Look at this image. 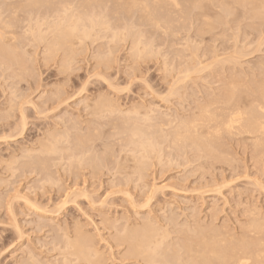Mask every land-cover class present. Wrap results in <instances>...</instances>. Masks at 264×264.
Masks as SVG:
<instances>
[{
	"label": "rangeland",
	"instance_id": "374dc122",
	"mask_svg": "<svg viewBox=\"0 0 264 264\" xmlns=\"http://www.w3.org/2000/svg\"><path fill=\"white\" fill-rule=\"evenodd\" d=\"M13 1L14 2H12L10 0H8V1L7 0H5V1L4 0H0V3H1V6L3 5L4 8H7L9 10V8L5 7V6H10V4L13 5V3H14V5H17L18 3L22 2L21 0H20V2H19V0H13ZM80 1L82 3V0H80ZM106 1H108V3L105 2V0H104L105 6H106V3H107V5L109 4L108 5L109 7H112L113 4H114V7H115L116 4L114 2L109 3V0H106ZM16 2H17V4H15ZM77 2H79V1L77 0ZM77 2L75 1V3H77ZM259 2H261V3H259ZM72 3H73L72 5L75 8L73 7L71 9H74V11H80L81 9L83 10V8H79V7H82V6H79L78 3H77V6H79L78 7L79 10H75V9H77L76 8L77 6H75L74 2H72ZM81 3H80V5H82ZM263 4H264V0L257 1L256 5H258V7L259 6H261V7H259V8L257 7L256 9H254V6H251V8H250V5H249L248 8H243V7H240V6H234L236 10L233 9L234 11L229 13V15L225 14L226 12L221 13L222 12L221 10H223L221 8L216 7V8L212 9V7H214V6H210L209 8H211V9L208 8L206 10V12L204 11L206 13V14L204 13L205 17L207 18L205 20V17H204V20L206 22L203 19H199L198 16H197V18H198L199 22H201V24L198 23V21L196 20V17H195V14L197 13L196 11L195 12L193 11L194 14L193 15L191 14L192 16L189 17V20L187 19L188 22H187V20H186V22H184V20H183L184 18L182 19V17H180V14L182 13V11L180 13V11H178L179 10L178 9L177 10L178 13L175 11V12H172L170 14V15H172V17L174 16V18L176 20L175 21V20L170 19V21H173V23H172L173 26L169 22V24L171 25L170 28H172L171 30H169L170 28L168 26H163V25H161L162 26L161 28H158L159 30H157L156 29L157 27L155 25H152V24L149 25V24H147L148 23L147 21L145 22L146 23L145 25H141V23L143 22L142 21L143 19H138L141 22L135 21V20H137L138 16H139L138 18H143L145 16L146 12L142 11L144 15L140 16V15H142V12L140 13V11H138L139 9H137V8L136 9H137L138 12H136V9H135V11L133 9V10H131V13L129 15L128 13H124L123 11H120V10H124V9H121L119 7H118L119 9H115L116 7L115 8L112 7L111 9L114 8L113 9L114 11L112 10V13H115V14L112 15L111 20H108V22L114 21L113 18H115V17H113V16H115L117 14L116 13L117 11L115 12V10H119L118 13L119 12H123L124 13V14L122 13L123 14V18H125L126 14L128 16H126L127 17L126 18L127 20H126V19L120 18L121 16L119 14H117V16L119 15L120 17L118 16L116 18L117 19L120 18L121 20H117V22H119V23H116V22L115 23H116L117 26H119L118 24L121 23L120 24L121 27L119 26L120 28L117 29V27L115 28V27L112 26L116 30H114V29H112V27H110L111 29H109V30L107 29L108 31L112 30V31H110L111 33L114 32V31L115 32L118 31V33H116V34L119 35V30L127 29V28H123L124 24L126 25V23H130L131 28L133 30V28L136 27V26H133V24H132V20L134 19L133 22H137V23L139 22L138 31L137 32L140 33L139 30L141 29V32H144L142 34L144 35L143 37L145 38V41L147 40V38L151 40V41H148L151 44L147 43V41H146V43L151 45V48H152V50L155 53H157V51L160 49L158 51V53L160 55L161 54L163 55V56H160L159 54H155V56H153V52H152V50L149 47V50H151L150 52L152 53V57L157 58V59L155 60L154 58H152V59H147V61H144V62H147L148 64L144 63L143 61H141V60H145L146 58L145 59L141 58V60L139 58H138L139 60L135 59L137 62H140V63H138V65L140 67L137 66V64L135 62H132V61H134L133 57L127 56L128 54H132V53H130L131 51H129V48H131L133 43H135V42H131L132 38L128 37V39H127L126 36H125L126 40H124L121 37L118 38L119 41L123 40V42L125 44H123L121 42H118V39H116V43H115L114 42L115 38H114L113 41L111 39V42L113 43L114 46H112V44H110V46H108V44L111 43L109 38H112L113 34L111 35V33L106 32L107 30L105 28L104 29L106 31L105 30L104 31L106 33L103 32V31H102V33H100L99 31H101L103 29H102V27H99V26H97V28H98L97 31L99 33H95V34H98V35L101 34L104 37L101 38L102 36L100 35L101 37L98 36V38H97L96 35L93 33L94 31L95 32H97V31L94 30L92 33L94 34V36L97 39L94 40L95 37L92 35V38L94 37L93 40H92L93 43H92V41L90 42L89 40L85 39L84 40V41H86V43L84 44V45H86L85 47L84 46H80L79 44L78 45L76 44L77 46H79L78 48H77V46H75L76 49H77L76 50L77 53H78L79 50L82 51V48L84 49L85 52L83 51L84 55L82 54L83 56L80 55V57L78 55L81 54V52H79L78 54L75 53L76 55L72 54L73 56L75 55V57H73L71 55L73 57V61L72 60H70V61H71V63L73 62L72 64H74V65L71 64L72 67H71L70 72L67 70V69H70V65H69L70 62H68L69 64H67L68 65L67 69L63 67L67 71H64V69H63L64 72H62V70L58 71V69L61 67L60 63H63V61H62L63 59L62 60L60 59V58L64 57L63 53L60 52L57 55L58 57H56V59H52L54 64H52V62H50L51 59H49L47 61L49 63L46 66V64H44V63L46 62L47 59L46 60H42L43 56L41 55L42 56L41 57L40 54H38L39 51L36 52L37 54L33 53V50H35V49L33 47H31L30 49L33 48V50L31 51L25 45H22L23 49L25 51L27 50V52H29V54L31 52L33 54H36L39 57V59L41 58L40 60L42 61L41 62L40 60H38L37 57H35V58H37V61L35 59V64H37V66L35 64H33V65H31L32 66L31 67L29 65L32 64V61L28 60L29 65L28 64L27 65L29 66L28 67L29 70L37 69L39 67L37 70H33V71L31 70V72L32 73L34 72V74L27 73L28 76L26 78L25 77L26 73L25 74L18 73L20 71L18 70L19 67L16 70V65H15V67L13 66L15 69L12 67L13 69L11 68L12 70H10V68H9V70H8L9 72H8L7 69H6V67H8V66H6V63H5V66H6L5 68H4V64L0 63L3 66V68L6 69V70H4L3 68L1 69V67H0V81H2V78H5V76L6 77L7 76L10 77L9 75L11 74V80L10 81H9L10 78L9 79L5 78L6 80L3 79V81L0 83V87H2V88L5 87L4 89H0V91H1L0 92V94H1L0 95L1 96L0 97L1 98V100H0V107H1L0 108V111H1V113H0V115H1L0 116V122H1L0 123V125H1L0 126V139H1L0 140V150H2V152L0 151V161H1V163H0V165H1L0 166V179L2 177V179L4 181L6 180L5 182L2 179H1V181H3V182L0 181L1 182L0 183V186H1L0 187V201H1L0 202V264H15V263L16 264H19V263L21 264V262L22 263L24 262L26 264L29 261L26 262L24 260L27 259L28 256L29 257H30V255L32 256V254L29 255V253H33L32 258L35 259V260L33 259V264L36 262V260H37V262H36L37 264L38 263H40V264H50V263H52V264L53 263L54 264H59V263L60 264H65L64 262H67L68 260H69L68 261L69 263H66V264H71V263L73 264V263H75V261H77L78 264H83V262L78 261L76 259V257L73 258L74 256L71 257L70 255H67V254L64 255V253L67 252V248L64 247V249H63V244H64V246H66V242L63 243V244L61 243V242H64L65 239H67L65 237V235H64V232L62 230L67 231L66 233H68L69 230H70L69 233H71V234H67V235L68 236L70 235L69 237H71V239H72V237H74L73 235H75V233L73 231L74 230L76 231V229H74V226L76 224H77V226L81 225L82 223L83 224L81 226H83V227H81V228L79 227V228L80 229L84 228V229H82L84 233L87 232L88 234H90L92 232L91 235H93V236L88 235L86 233L85 234L88 235V236H91V237H95L96 240L95 239L94 240L96 241V243L100 240L98 242L99 244L97 243V245L99 246V248H101V250L104 249L102 251L105 252V251L108 250L109 254H108V252H105V254H107L106 255L107 258H109L111 256L109 258V262H108L109 264H134L135 263V261H134L135 258H131V257L126 256V254L128 255V252H125V251H128V250H125V248L128 247L126 244H124V246L121 244L119 246V249H118L117 243L119 244L118 241L120 239L119 240H117V239L119 237H122L120 235L123 234L122 232L125 229L124 225L125 226L127 225V227H126L127 229H129V227H131V228L133 227V229H134V227L140 228L141 226H145V225L153 222L152 225L155 226V227H158L160 229V231L162 232L161 234H165L166 233V234L169 235V237L167 239V244H170V245H173V244L175 245L178 242H184V241H185V243H186V241L188 243V242H190V240L191 241L195 240L198 237V235H200V234H202V235L199 236V237L206 236L208 239L214 238V240L219 241V243L220 242L221 243L229 242V239H230V241H233L234 243H235V241H237L236 243L247 244V243H243V241L247 242V240L251 239L253 242H251V241H249V242L252 243L253 246H251L250 249H253V250L255 248L254 244H258L259 243V242L254 243L255 241H260V242L264 241V238H263L264 237V230H262V229H264L263 228L264 227V188H263L264 187V147H256L254 142H253V140L250 139L249 135L246 136L244 134V136H243L242 134L241 135L237 134V136H236L235 133H233L231 135L228 132L224 131V129L223 130L221 129V131L219 130L218 133H213V134H215L214 136H213V134L211 135V136H213L211 138H213L214 141L216 142V143L214 142L212 144L214 146V147L212 146L213 148L212 147H205L203 149H201V148L197 149V147L195 146V144L193 142H191V140L182 141L181 143L180 142H178V143L174 142L175 141V133H176L175 131L178 130L177 129L178 127H177L176 124H179V122H181V121H191L194 118H198L200 115L203 114L205 109L207 110V108H208V110L211 109L209 112H218L219 111V112L223 113V112H227L228 110H232V108H234V107L237 108L238 106L240 108L244 107L245 109H243V110H246V109L250 108L252 105L254 106L253 103H254V100H255V98H254L255 95H256L255 93H258L256 91V89L258 87L257 83L260 82V81H261L260 83H262V80H263L262 77H264V72L262 71V70H264V68L262 69V67H261V65L264 64V63H262V61L264 62V15H263L264 13L262 12L264 10L263 9L264 8ZM98 6L99 5H97V6L94 5V10H93V7H92V11L95 12V9H97L95 7H98ZM101 6L103 8L102 9H98L96 11L99 12V10H101L102 14L106 13V12H104L106 10V9H104V5H100V7ZM150 6H152V3H150ZM2 7H0V8L2 9ZM100 7H98V8H100ZM239 7L242 9V11H240L241 9L239 10ZM47 8H49V7H47ZM47 8L45 7V10H42L43 8L41 9L42 11H45L44 12L45 15L40 10H38V12L36 10H34V11L38 15H39L40 12H42L43 13V17H44V16H46V13L49 14V13L52 12L51 10L49 11L50 8L49 9H47ZM105 8H108V7H105ZM151 8H153V7H151ZM154 8H155V6H154ZM217 8L221 9V10H219V11L217 10L216 11ZM46 9H47V12H46ZM71 9L68 10V14H70V15H71V13H70ZM2 10L4 11V9H2ZM255 10H257V11H255ZM86 11H84L82 13H85ZM89 11H91L90 8H89ZM92 11L89 12V15H92V17L93 16L96 17L94 15V13H92ZM125 11H127V10L125 9ZM132 11H134L133 13H135V14H132ZM159 11H157V14H155L156 16H154V17L158 18L157 15L160 13ZM6 12L8 13L7 10L5 11V13ZM9 12H11V10H9ZM23 12H26V11H23ZM23 12H20L22 14V17L19 15L20 16L19 20L21 18L23 19L24 17L27 16L26 13H25V16H24ZM30 12L31 13H29V11L27 12L28 16L30 14L31 15L33 14L32 10ZM35 12H34L33 16H29L30 19H31V24L32 25L35 22V21L33 22V20H34L33 18L35 17V19H37L36 17L38 16V15L35 14ZM98 12H95V14L97 15ZM161 12H164V11L162 10ZM5 13H4V17H5ZM42 13H40V14L42 15ZM73 13H76V12H73ZM77 13L79 14V12H77ZM90 13H92V14H90ZM108 13L111 14V11L108 12ZM173 13H174V15H173ZM48 14H47V16H48ZM102 14L101 15L99 14V16H102ZM110 14H108V15L111 17ZM207 14H209L210 16L207 15ZM238 14H240V15H238ZM253 14H255V16ZM53 15H54V13H53ZM132 15H133V17H129V16H132ZM163 15H164V13L161 14V17H163ZM214 15H215V18H214ZM219 15H222V16H219ZM236 15H238V16H236ZM243 15H245V16H243ZM260 15H262L263 17L260 16ZM19 16H16L17 18L15 17L14 19H13V16H10V14H8L6 16L7 20L8 19H10V20L13 19L14 20L13 22L17 23V25H16L17 26L16 27L17 30H18V27L20 25H18V22H17L16 19H18ZM47 16H46V18H47ZM51 16H52V14H51ZM104 16H105V14H103L102 17H104ZM217 16H219V17H217ZM29 17L28 18L26 17L27 18L26 20H30ZM110 17H107V14H106V17H104V18H110ZM227 17H229V18L227 19ZM254 17L256 18V20L254 19ZM97 18H99L98 15H97ZM104 18H102V19H104ZM192 18H194V19L192 20ZM200 18H202V17H200ZM218 18H219V20L221 18H223V19H221L219 21ZM241 18H243V19H241ZM247 18H248V20H247ZM261 18H263V19H261ZM47 19H49L48 21L52 20V18L51 19L47 18ZM100 19H101V17H100ZM145 19H146V17H144V21H145ZM209 19H211V20H209ZM26 20L19 21V23H21V22L24 23L25 22V24L27 26L30 23H29V21H26ZM223 20H225V21H223ZM229 20H231V21H229ZM53 21L54 20H52V22ZM124 21H126V22H124ZM210 21H211V23H209ZM221 21H223V22H221ZM227 21H228V23H227ZM52 22L50 21V23H52ZM213 22H217V23H213ZM218 22H221V23H218ZM106 23L107 22H105V19H104V24L106 25ZM113 23L111 22L110 26ZM137 23L134 24V25H137ZM202 23H204V24H202ZM25 24H23V26H25ZM143 24H144V22H143ZM191 24L194 25V26H192ZM195 24H196V26H195ZM214 24H216V25H214ZM219 24H220V26H219ZM107 25H109V24L107 23ZM130 25L127 26V27H130ZM200 25H202L201 28H200ZM203 25L206 26V27H204ZM23 26L20 27V30H22L21 28ZM180 26H185V27H180ZM188 26H191V27H188ZM207 26H209V28ZM221 26H222V28H219ZM124 27H126V26H124ZM165 27H167V28H165ZM176 27H177V29L178 28H180V29L177 30V29H175ZM212 27H213V29H215V31L212 29ZM247 27H250V28H247ZM255 27L257 29H255ZM99 28H101V30H99ZM23 29H24V27H23ZM25 29H24V31H25ZM27 29H28V26H27ZM27 29H26L25 32H27ZM167 29H168V31H167ZM197 29H199V30H197ZM200 29H202L203 33H202V31L200 33ZM219 29H222V30H219ZM258 29H260V30H258ZM20 30L18 31V34H20ZM134 30H133V33L135 35L136 32H134ZM211 30L213 32H211ZM22 31H21V33H24ZM122 31L125 32L123 34L120 33V35L123 36L125 34L127 35L128 32H126V31H130V30L127 29L126 31L125 30H122ZM165 31H167V32H165ZM220 31H222V33ZM166 33H171V34H167L166 35ZM178 33H179V35H178ZM195 33H200L201 35L200 34L197 35ZM26 34H29V33L27 32ZM26 34H24L23 36H26ZM147 34H149L151 37L147 36ZM175 34L177 36H174ZM206 34H209V35H212V36H206ZM29 35H27V36H29ZM107 35L111 36V37H107ZM129 35H132V32ZM139 35H141V33ZM164 35H166V37ZM200 36H203V37H200ZM19 37H20V35L18 36V38ZM138 37L140 39L141 36H138ZM49 38L51 39V35L49 36ZM106 38H108V39H106ZM129 38H131V39H129ZM153 38L156 39V40H152ZM171 38H173V39H171ZM23 39L25 41V40H27V37H26V39H25V37L22 38L21 41H20L21 43L25 44L26 41L22 42ZM29 39H32L28 43L29 46H31L32 44L30 45V43L33 41V38L32 37H30V38L28 37V40ZM101 39H104V40L102 41ZM191 39H193V40H191ZM28 40H27V42H28ZM98 40H99V42H98ZM132 40H136L135 37ZM167 40H169V42H167ZM170 40H172V41H170ZM195 40H198L199 42L195 41ZM145 41L143 39V42H145ZM154 41H155V43H154ZM143 42L141 44V48H143L142 46L147 45V44L144 45ZM186 42H187V44H186ZM189 42L192 44V46H190ZM32 43H34V42H32ZM92 44H94V45H92ZM118 44H120L122 49L120 48V46ZM26 45H27V43H26ZM193 45H196V47L193 46ZM124 46H126V47H124ZM188 46H190L191 48L194 47V48H192L194 50L192 51V49L189 48ZM80 47H81V49H80ZM103 47H104V49H103ZM154 47H156V48H154ZM186 47H188V48L186 49ZM85 48H87V49H85ZM93 48H94V50H93ZM237 48H238V50H237ZM239 48L242 49L240 52H238ZM113 49L116 51L117 54L119 53V55H116L115 51H114V53H112ZM155 49H158V50L155 51ZM104 50H105V54L106 55L105 56L104 55L101 56L100 54H102V53L104 54ZM196 50H198L199 53ZM110 51H111L112 56L110 55ZM121 52H125V53H121ZM178 52H180L181 54H177ZM190 52H192L193 55L190 54ZM193 52L198 53L200 56L197 54V56H195L196 58H194L195 53H193ZM242 52H243V54H241V56L240 55H236V54H240ZM32 53L30 54V56L32 55ZM164 53L167 54V55H165ZM183 53H185V54H183ZM107 54H109L111 57L108 56ZM36 55H33V56H36ZM89 55H91V56H89ZM96 55H97L98 58L96 57ZM114 55H116V58H115ZM183 55H185V56H183ZM33 56H32V58H33ZM93 56H95L97 60ZM204 56H206V57H204ZM231 56H233V57H231ZM76 57H77V59H76ZM103 57H104V59H105V57L106 58L110 57L111 58V63L109 65L107 63H105L106 64L105 65L103 62L101 63V61H98V60H101L100 58H103ZM127 57H131V60H130V58L128 59ZM160 57H163L164 59H160ZM183 57H185V58H183ZM197 57L199 58V61H198ZM216 57L219 58L220 61L216 60L217 59ZM229 57H231V59ZM234 57L239 58L240 60H238V59H236ZM27 58L30 59L31 57H26V59ZM148 58H151V57H148ZM167 58H168V60H166ZM70 59H72V58H70ZM109 59H108V61H109ZM118 59H119V61H118ZM123 59H125V60H123ZM195 59H197V60H195ZM224 59H227V60L230 59V61H227V60H224ZM232 59L234 61H232ZM33 60H34V58H33ZM76 60H77L78 63L76 62ZM114 60L115 61L117 60V62H115ZM162 60H166V61H162ZM184 60H186V61H184ZM205 60H207V61H205ZM38 61H40L41 63L38 62ZM43 61H45V62H43ZM54 61L57 62L58 64L55 63ZM59 61H62V62L59 63ZM95 61H97L96 62L97 64L95 63ZM171 61H174L175 63L171 62ZM187 61H191V62H187ZM193 61L195 63H192ZM214 61H218L217 62L218 64H215L216 62H214ZM235 61H239V62L235 63ZM98 62H100V63L98 64ZM164 62H166L165 63L166 65L167 64L169 65V66H167V68L165 66H163ZM260 62H261V65L257 68V66L260 64ZM131 63H134V64H131ZM183 63H185V64H183ZM196 63L199 64V65H197ZM112 64H113V66H112ZM135 64H136V66H135ZM142 64H144V65H142ZM193 64L197 65V66H194ZM254 64H256V65H254ZM59 65H60V67H59ZM107 65L110 66V67L108 68ZM171 65L174 66V67H172ZM187 65L188 66L191 65V67L186 68ZM204 65L209 66L210 68L206 69L205 68L206 66H204ZM34 66H35V68H33ZM44 66H46V67H44ZM132 66H133V69L135 67L136 68L138 67V68L137 69L135 68L131 72ZM201 66H203L204 68H200ZM40 67H42V68H40ZM52 67H54V68H52ZM101 67H104V68H101ZM164 67H165V69H164L165 71L162 70ZM254 67L257 68L258 71ZM190 68H192V69H190ZM102 69H104V71ZM108 69L110 71H108ZM166 69H167V73L168 72H172V74L169 75V76H168V74H170V73L165 74L166 76H168V78H166V76H164V73H166ZM172 69H175V72L172 71ZM181 69L183 71L190 69L189 76L188 77H183L185 79H182V77H181V74L185 75V72H183ZM202 69H204V70H202ZM2 70H4V71H2ZM106 70H107V72H106ZM254 70H256V71H254ZM6 71H7V73H6ZM14 71H18L17 72L18 75L16 74L17 77L19 76V74H21L22 76L25 75L24 76L25 79H23L25 83H22L23 82V80H22L23 77L19 79V81L22 80V81H20L22 84L20 82L16 83L17 81H12L14 79V77H15ZM36 71H38V72L36 73ZM40 71L42 72L41 76L43 75L42 76L43 79L40 78L41 77L40 76ZM133 71H135V73ZM162 71H163V73H162ZM71 72H73V73H71ZM101 72H103L102 75H101ZM140 73H142L141 76H140ZM178 73L179 74L181 73V74L177 75ZM194 73H197V74L201 73V74L196 75ZM12 74L14 75L13 78H12ZM44 74H46V75H44ZM69 74H70V76H69ZM133 74H135V75H133ZM251 74H253V75H251ZM255 74H257V75H255ZM2 75H4V77H1ZM29 75H31V76H29ZM97 75H100L99 76L100 78H101V76H103V78H105V79H102L103 80L102 81ZM190 75H192V76H190ZM172 76L175 77V78H173ZM255 76H257L258 78L255 77ZM31 77H32V80H31ZM106 77H109V78H106ZM135 77H138V78H135ZM241 77H242V79H239ZM176 78L179 81L178 83H177L176 80H173V79H176ZM16 79L17 78L15 77V80ZM39 79H41V80H39ZM107 79L110 80L109 82H111L110 83L111 87H109L110 84H108L106 82V81H108ZM144 79L147 80V83H146V81ZM189 79H191V80H189ZM233 79L235 81H237V82H235ZM33 80H34V82H33ZM165 80H167V82ZM180 80H183V81H180ZM185 80H187V82H184ZM4 81H6L5 85H4ZM11 82H13V83H11ZM173 82H176V84H174ZM224 82L227 83V84H225ZM145 83L150 85L151 87L148 86V85H145ZM170 83L173 84V86H176V87H171ZM179 83H181V84L186 83V84H184L185 87H184V85H179ZM245 83H247V84H245ZM6 84L7 85L9 84L8 85L9 87ZM40 84H42V85H40ZM52 84L54 86H52ZM58 84H59V86H58ZM65 84H67V86ZM166 84H168L171 89ZM222 84H224V85H222ZM233 84H236V85H233ZM10 85H12L13 88H12V86L10 87ZM30 85H32V87ZM36 85L38 87H36ZM48 86L49 87L51 86L50 87L51 89ZM55 86H57V87H55ZM62 86H63L64 89H61ZM244 86L247 87V90H245L246 88H242ZM113 87H115L114 90H113ZM19 88H20V91H19ZM110 88H111V91H110ZM167 88H169V89H167ZM221 88H224L225 90L221 89ZM234 88H236V89H234ZM10 89L13 90V91L15 90L14 91L15 94L17 93V96L15 95V97H17L16 98L17 99L16 102L22 104V103H24L26 101L24 104H22V106L19 107V105H20L19 104L18 107H16L18 109L19 108L22 109V107H23L22 114L24 115V117L27 115L25 117L26 119L28 118L27 121L24 120L25 121L24 128L26 129L25 133H23L24 130L23 131L21 130L22 132L20 131V129H22V125L21 124L23 123V121H20V120H22V117H21L22 114L20 113L21 112L20 109L13 112L15 115L17 114L16 116L14 115L15 119L12 117L13 113L11 114V116H7L8 114H7V112H5V110L8 109L7 107H9L8 110H10V102L9 101H11L12 103L13 102L16 103L14 101L16 99H15V97H13L14 92L11 93L12 91ZM57 89H58L59 93L57 92ZM65 89H66V91H69V92H66ZM115 89H116L117 92H115ZM164 89H167V90H164ZM238 89H240V91H238ZM248 89H251V90H248ZM21 90H23V91H21ZM169 90L170 91L173 90L170 93L171 95L169 94V92H170ZM219 90L220 91L224 90V91L223 92H219ZM226 90H228V91H226ZM254 90H255V93H254ZM6 91H7L8 94L6 93ZM167 91H169V92L166 93ZM29 92L31 94H29ZM53 92H55V93H53ZM108 92H110V93H108ZM145 92H146V94H145ZM21 93H23V96H22ZM41 93H42V95H39ZM43 93H44V95H43ZM101 93L102 94L104 93V96ZM107 93H108V95H107ZM115 93H118V94H115ZM245 93H247V95ZM10 94H11V98L9 99V97H7V96H9ZM105 94L108 96V101L110 102V100H112L111 101L112 103L115 101L116 97H119L115 101L116 105L118 103L121 106V108L124 107V108H122V109H124L123 112L126 110L123 115L121 114V116H119L120 117L119 119L123 120V118H124L123 116L124 115H126V116L127 115H133L134 121L138 122V121H136L137 117L135 116L133 111H135V109H137L138 106H140L143 109H141L139 107L140 109H137V110H140L139 111L140 113H138L137 111L135 113H138L139 115L141 114V116L143 117L148 112L147 115L151 116L150 117L151 118L150 122H147L145 120V121H140V124L138 123V125H140L142 128L143 127L145 128V130H143V129L142 130L146 132L147 127L148 126L151 127V124L154 127V123H159V124H155L156 125L155 128H157V127L160 128L161 127L160 131L157 130V132H156V133H159V134L151 133V134L157 136V137H155V136H153V137H155V138L160 140L159 143H157L158 146H160V147L158 148L159 150L157 149V153L154 154L152 156L153 158H151L150 161H148V162L151 163L153 161V163H157L158 160L155 161V159H157V158L159 159V157H160V161H158L157 166H156V164H153V163L150 164V165H153V166H150L149 163H148L147 166H150V167L146 166L144 168V170L147 171V172L143 171L144 173H146V174L142 175L144 179L141 176H138L140 174H137L136 170H130V169H135L134 168L135 165L132 164V162H133L132 158L130 159L131 156L129 154H127V152L128 153H133L132 152L133 149H131V151H128V150H130L129 149V145H128V147H124V144H126L128 142H131V141L126 142V140H124L126 137H128L130 139V136H128L129 133H127L126 134L127 136L125 135L126 136L125 137V136H123L124 135L123 133H122L121 136H118L119 134H121V132H119V134H118V131L117 132L113 131L115 129V128L113 129V127H115V124L120 127V125H123L122 123L124 121H126V120L128 121V119H130V117L129 118L125 117V118H128V119H125L122 123H120L119 119L116 118V117H118L117 115L116 116H112L113 114L112 115L111 114L108 115L109 113L107 114V112H106L105 117L106 118L109 117L108 120H107L106 118L105 119L103 118L104 117V114H103L104 112L103 113L101 112L102 113L101 116H99L100 113L99 114L98 113L95 114L97 111L95 110V107H93V106H95L96 101L100 100L101 98L104 97L103 99H107V96H105ZM172 94H174V95H172ZM234 94L235 95L237 94L236 95V99H235V95ZM20 95H21V98L23 97V99H20ZM24 95L27 96V97H25ZM63 95L64 96L66 95L65 98H62V97H64ZM70 95H71V97H70ZM165 95H166V97H164ZM175 95H178V96H175ZM218 95H220V96H218ZM221 95H223L225 97H223ZM242 95H243V97H242ZM154 96H156V97H154ZM211 96H213V97H211ZM246 96H248V97H246ZM39 97H42V98H39ZM89 97H91L92 100H91V98L89 99ZM110 97H112V98H110ZM139 97H141L143 99H141ZM214 97H217V99L214 98ZM57 98H59V99H57ZM60 98L62 100H60ZM154 98H156V99H154ZM161 98H163L164 100L161 99ZM221 98H223V100ZM256 98H257V96H256ZM18 99H20V100L18 101ZM40 99H42V100H40ZM63 99H65V101ZM85 99H86V102L88 101L87 104H89V101H90L89 105L86 104ZM103 99H101V100H103ZM165 99L168 100V101H166ZM232 99H234V101ZM246 99H247V101H246ZM23 100H25V101H23ZM36 100L38 102H36ZM118 100H120V101L118 102ZM128 100H129V102H128ZM137 100H138V102H137ZM42 101H43V103H42ZM60 101H63V102H60ZM140 101H141V103H140ZM144 101H146V102H144ZM149 101H151L150 103H153L155 105H152V104L150 105ZM206 101H207V103H206ZM220 101L223 104H221ZM223 101H225V102H223ZM238 101H240V102H238ZM246 102L248 104H251V103L252 104L248 106V104ZM7 103H8L9 106L7 105ZM18 103H16V105ZM26 103H28V105H26ZM29 103H31L32 105L29 104ZM63 103H65V104H63ZM142 103H143V106L141 105ZM199 103H201L200 104L201 106L199 105ZM211 103H213V104H211ZM85 104H86V106H85ZM132 104H134L136 106H134ZM215 104H216V106H214ZM198 105H199V107H198ZM36 106H38V107H36ZM126 106H128V107H126ZM92 107L94 109H92ZM144 107L148 108V110L144 109ZM228 107H231V108L228 109ZM246 107H248V108H246ZM8 110H6V111H8ZM128 110L131 111L133 114H130ZM53 111L55 112V114H54ZM143 112L144 113L146 112V113L143 114ZM151 112H153V113H151ZM46 113H48V114H46ZM49 113H51V114H49ZM64 113H65V115H64ZM67 113L69 114L70 117L68 116ZM159 113H161V114H159ZM167 113H170V114L168 115ZM34 114H35V116H34ZM40 114H42L43 116L40 115ZM88 114H90V115H88ZM138 114H136V115L138 116ZM157 114L161 118H159V116ZM9 115H10V113H9ZM44 115H46V116H44ZM94 115H96V116H94ZM97 115L99 116L98 119H96ZM106 115H108V116H106ZM118 115H120V114H118ZM163 115H165V116H163ZM224 115H226V114L224 113ZM91 116H92V118H91ZM141 116H138L137 120H139V117H141ZM2 117H3L4 120L2 119ZM79 117H81V119ZM121 117H123V118H121ZM168 117H170V118H168ZM37 118H38V120H37ZM70 118L73 119L74 121L73 120H69ZM133 118L131 116V119H130L131 122L133 121L132 120ZM143 118H141V120H143ZM62 119H64V120H62ZM162 119L165 122H163ZM7 120L10 121V123L9 122L7 123ZM57 120L60 121V123L59 122L57 123ZM75 120H76V122H75ZM113 120H115V121H113ZM172 120H174V121H172ZM71 121H72V123H71ZM116 121H118V122L116 123ZM52 122H54V123H52ZM62 122H64V123H62ZM96 122H97V124H96ZM108 122H110V123H108ZM18 123H19V125H18ZM26 123H27V125H26ZM74 123H76V125ZM118 123H120V125ZM125 123H127L126 125H128V124L130 125V123H128V122H125ZM146 123H148V124H146ZM58 124H59V126L57 127ZM72 124H74V125H72ZM99 124H100V126H99ZM145 124L147 125V127H146ZM40 125H42L43 127L40 126ZM163 125H164V127H167V128H164ZM13 126H15V127H13ZM16 126H17V128H16ZM48 126H50V127H48ZM65 126H66V128H69L70 130H72V131H70L68 129V133H72L74 135H75V133H77L74 137L78 138V135L80 137L81 134H82V136H84V134H86V133L89 134L91 137L89 136L90 137L89 138L88 135H87V137L92 142L90 141L91 143H89L88 142L89 140L86 141L85 139L82 138L83 141L84 140L86 141V142L84 141V143H87V144L89 143L90 144V145L86 144V147H87L86 148L84 146L85 144L83 143L84 148L87 149V150H90V151L92 150L93 153L97 151L96 155H100V156H101L100 152H102V156L101 157H103V158H102V165L101 166H103V163H106V165L104 164L105 166H103L102 168L100 167L99 170H97L98 168H94V170L90 169V167H88L90 165H88V164H86V165H88L87 166L88 168L85 167L84 165H83L84 168L83 167L81 168V166L80 167L78 166L79 168L83 169L82 171H81V169H77L78 167L75 165L73 167H75V169H77L79 171H76V172H73V173H77L78 175L76 174L77 175L76 176L74 174V176H72L73 173L70 174V172H72V171H69V173H68V171H65L67 174L66 173L64 174L65 166H68L69 164L65 165V163H67V162H65L64 161L65 159H64L63 160L64 163L61 165L60 162H62V161H60V159L62 160V158L59 159L60 156L62 157L61 153H59V154H61L59 157L58 156L55 157V154H54V156H52V155L50 156L49 155L51 158L52 157L54 158V160L53 159H51V160H53V162H56V163H54L55 164L54 165L53 162H52L51 164H52L53 167L50 166V168L48 167L49 169H46V170L47 171L49 170L50 173H53L52 175H54V174L55 175H54V178H52L51 175L49 176L50 177L49 179L52 178L53 181L52 180H46L47 178L44 179V175H45V173H47V171L44 172V173H40V171H37L36 169L38 168V166L41 168V165L38 164L37 167H36V166H34V164L33 165L30 164L31 160H32L31 163H33L35 155L37 156L38 154H40V150L38 151L39 153L38 152L34 153L33 151H35V150L37 151L38 148L40 149V145H39L40 144V140L41 139L42 140L47 139L45 137H47L48 134L52 130H54L53 133L49 134L51 136V138H52V135H54V133L56 132V130H59V131L63 130L62 133L63 134L66 133L67 134V131L64 132V130L66 129ZM63 127L65 129H63ZM96 127H97V129H95ZM101 127H103V128H101ZM130 127L126 126V127H124V130L128 129ZM210 127L211 128L206 127L207 129L204 128V130L200 129V132H202L201 135L204 136L208 130H212V132H213V129L215 128V124H211ZM18 128H19V130H18ZM73 128L74 129L76 128V129L73 130ZM13 129H15L17 133H15V130H13ZM77 129H79V130H77ZM119 129H121V128H119ZM119 129H117V126H116L115 130H119ZM9 130H11L13 133L11 131H9ZM39 130H40V132H39ZM100 130H102V131H100ZM121 130H123V129H121ZM173 130H175V131H173ZM41 131H43V132H41ZM59 131H57V135H56L57 138H59L58 135H60V137H61V131L60 132ZM95 131H98V133L95 132ZM150 131L154 132L152 127H151ZM161 131H163V132L161 133ZM222 131H223V133L221 134ZM10 132H11V135H10ZM20 132H21V134H20ZM58 132L60 134H58ZM114 132H115V136H116V133L118 134L116 136L117 138H115ZM125 132H128V131L125 130ZM6 133H8L9 136ZM45 133H47V136H45L46 135ZM90 133H92V135ZM103 133H104V135H103ZM163 133H165V134L168 133V136L163 134ZM203 133H205V134H203ZM3 134L6 135V138L4 137ZM13 134H15V135H13ZM161 134H162V139L160 138ZM69 135L71 136V134H69ZM1 136H3V137H1ZM11 136L12 137L14 136V137L11 138ZM38 136L40 138L41 137L42 138L39 140ZM43 136H45V137H43ZM50 136H49V138H50ZM102 136H103V138H102ZM122 136L124 137V139L121 138ZM164 136H167V137H164ZM234 136H236V137H234ZM9 137H10V139H8ZM15 137H16V140H15ZM71 137L69 139L72 140V141L68 140L69 143H72V142L74 144L78 143V140L80 138L77 140V138L73 139V137H72V139H71ZM84 137H86V136H84ZM87 137H86V139H87ZM92 137L95 138V139H93ZM99 137H101L102 139L99 138ZM163 137H164V139H163ZM246 137L249 138V139L247 140ZM4 138L7 140L8 143H6V140ZM35 138H36V140H35ZM166 138H167V140H166ZM96 139H98V140H96ZM116 139H118V140H116ZM120 139H123L125 141V143H124L123 140L121 142ZM157 139H156V141L158 142ZM64 140L65 139H62L61 143L63 142V144H65L66 140L65 141ZM73 140L74 141L76 140V142H74ZM93 140H94V142H93ZM15 141H17L18 143L15 142ZM36 141L39 142V143H37ZM101 141H102V143H101ZM223 141H225V142H223ZM42 142H45V141H41V143ZM104 142H105V144H104ZM110 142H112V143H110ZM116 142H118V143H116ZM119 142H121V143H119ZM10 143H11V145H10ZM19 143H21V144H19ZM69 143H68V146H65L66 148L67 147L70 148L69 147ZM96 144H97V148H96ZM100 144L104 145V146H101ZM33 145H35V146L39 145V146L38 147H35V146L33 147ZM59 145L61 146L62 144H59ZM106 145L108 147H106ZM62 146H64V145H62ZM88 146L90 148L92 146L93 149H88L89 148ZM121 146H123V148ZM221 146H223V147H221ZM227 146L229 147V149L227 148ZM29 147H30V149L28 150ZM65 147H62V148H65ZM130 147H131V145H130ZM219 147H221V148H219ZM34 148H35V150H34ZM71 148H72V145H71ZM108 148H109L110 151L106 152V150L108 151ZM125 148H127V149H125ZM13 149H15V150H13ZM224 149H226V150H224ZM25 150L26 151H30V150L32 151V152L31 151L30 152L32 153V155L34 154L33 155L34 156L33 159H32V157L28 158V156L26 158L27 160L25 158H24V160L20 158L22 156H19V155H23L26 152ZM163 150H165V151H163ZM15 151H18L19 153H16ZM103 151H104L105 155L107 153L109 154L110 152L112 153V151H114L115 154L113 152L112 156H110V157H112V159H113V155H115V157L117 156L116 157L117 159H115V157H114L113 160L110 158L112 161L110 159L108 160L106 157H104ZM118 151L121 154H122V152L123 153L125 152V154L121 155L120 153H118ZM30 152H29V154H31ZM224 152H226L228 154H225ZM257 152H260V153H257ZM14 153H16V154H14ZM111 153H110V155H111ZM161 153H162L163 157H162ZM210 153H211V155H210ZM25 154L28 155L27 152ZM25 154L23 155V157H26ZM59 154H57V155H59ZM195 154H197V155H195ZM125 155H128L129 159L131 160V163L129 164L128 163L129 160L125 159L126 163L129 164L130 168L127 166L128 164L124 163V159L123 158L127 157ZM11 156L17 158V160H16V158L14 159V161H16L15 162L16 164L14 163L15 165H12V166L9 165L8 166L9 160H12V161H10L11 163L13 162V157H11ZM38 156L42 157L41 159L44 160L45 155L43 156V154L42 155L40 154ZM164 156H166V157H164ZM170 156H173V157H170ZM8 157H10L12 159H8ZM65 157H66V155H65ZM119 157L121 159H119ZM167 157H169L171 159H169ZM221 157H223V158H221ZM224 157H227V158H224ZM18 158H20V159L18 160ZM36 158L34 160L35 162L37 161L36 163H40L42 161V160H39V161L37 160L39 157L37 159ZM46 159H47V163L49 165H51L48 162L49 161L48 155H46ZM46 159L44 161H46ZM55 159H57L58 161L55 160ZM152 159H154V160H152ZM20 160H22L23 162L20 161ZM107 160L109 161V164H108L109 166L107 165V163H108V162H106ZM163 160H164V162H163ZM217 160H219V161H217ZM224 160H226V161H224ZM227 160H229V162ZM25 161L27 162V164L29 162V165L36 167V169H34L36 172L34 170H31V169H30V172H29L28 168H31V167H26V169H24L25 165L24 166L20 165V163L21 164H25L26 163ZM119 161H120V164L124 163V165H126L128 167V168L127 167L126 168L129 171L125 172V171H121V169H119V171H118L117 168H120V166L117 165ZM2 162H5L6 164L2 165V164H4ZM17 163H18L19 166L17 165ZM56 164H58V165H56ZM159 164H162L164 166V168L161 165H159ZM171 164H174V165H171ZM16 165H17V167H16ZM6 166H7V168L10 167V168H8V170L9 171L11 170V172L7 173L8 170H7ZM20 166H23L24 168L23 167H22V169L18 168ZM56 166L58 167V170L56 169L57 168ZM116 166H118V167L116 168ZM11 167L14 168V169H12ZM63 167H64V169H63ZM110 167H111V169H110ZM43 168H41V169L43 170ZM59 168H61L62 170L61 169L59 170ZM67 168H68V170H70L69 168H71V167L68 166ZM150 168H151V170H150ZM4 169H6V172H5ZM16 169H18V171ZM51 169H53L54 171L51 170ZM75 169L72 168L71 170L75 171ZM148 169H149V171H148ZM102 170H104V172ZM111 170H113L112 171L113 173L111 172ZM115 170H116V174H115ZM14 171L18 172V174L17 173L13 174L12 172H14ZM23 171H25V172H23ZM56 171H57V173H59L58 175H61L63 177L62 178H60L61 176L58 177V175H56L57 173H55ZM92 171L94 173L97 171L95 173L96 176H94V173ZM80 172H81V174H80ZM82 172H83V174H82ZM100 172H101V174H100ZM130 172L131 173L135 172V174L132 175ZM50 173H47V174L49 175ZM98 173H99V175H98ZM3 174H4V176H1ZM38 174H40V175H38ZM92 174H93V177H92ZM118 174H120V175H118ZM129 174L131 176L130 178L127 176ZM14 175H16L17 177L14 176ZM69 175H71V176H69ZM81 175H82V177H81ZM136 175H137V177L139 179H136ZM9 176L12 177L11 178L12 180L9 178ZM41 176L43 178H41ZM79 176L81 177L82 182H80L81 180H80ZM89 176H91L92 178L91 177L89 178ZM121 176H124V177H121ZM133 176H134V178H133ZM13 177H15V178H13ZM76 177L79 178V181L75 182V180L77 179ZM86 177H87V179L88 178L89 179L88 180L84 179ZM146 177H148V178H146ZM55 178H56V180H55ZM141 178H142V180H141ZM35 179H36V181H35ZM73 179H75V180H73ZM71 180H72V182H71ZM126 180H129V182L126 181ZM39 181L40 182L43 181L44 183L42 182L43 183L42 184ZM46 181H47V185L48 186L45 185ZM48 181H49V183H48ZM50 181L51 182L55 181L56 183L57 182L58 183L55 185V182H54L52 184L54 186L51 187L50 186L51 185ZM61 181H62V184H61ZM64 181H66V182H64ZM84 181H86L88 183V185H87L86 182L84 183ZM140 181H145V182L141 183ZM137 182H139V183H137ZM3 183L5 185L6 184H8V185L5 186ZM36 183H38V185ZM77 183H79V184H77ZM66 184L68 185V187L66 186ZM72 184H74L75 186L73 187ZM42 185H45V187L43 189H42V187H43ZM57 185H59V187H56ZM60 185H62V186H60ZM69 186L70 187L72 186V188H74V189L70 188ZM46 187H48V188H46ZM50 187L52 189H50ZM61 187H63V188L65 187L64 188L65 189L64 190L65 191V195L69 191L67 193V196L69 194H71V192H72L71 195H73L75 193L76 194L73 197H71V195H69L71 198L68 196V198H69L68 199L67 196L63 195V192H62L63 189ZM83 187H85V188L82 190L81 188H83ZM91 187H93V188H91ZM148 187L150 189L153 187V189L150 190V189H148ZM154 187H157L158 191H157V188H154ZM259 187H261L263 189H261ZM88 188H89L90 192L87 191ZM76 189L78 190V192H77ZM57 190H59V191L62 190V191L59 192ZM73 190H74V192H73ZM43 191H44V193H43ZM83 191H84V193L88 192L87 196L89 194V198H88L89 200L86 198L87 196H85L84 198L81 196V195H86V194L83 193ZM153 191H155V192H153ZM91 192H92L93 196L91 195ZM80 193H83V194H80ZM43 194H45V195H43ZM129 196H130V198H129ZM59 197L62 198V199H59ZM76 198H77L78 202L76 200H73V199H76ZM128 198L131 199V201H129ZM70 199H71V201H70ZM91 199H93V200L91 201ZM58 200H60V201H58ZM61 200H64V201H61ZM132 200H133L132 205L135 204L133 206L131 205ZM26 201H27V203H25ZM28 201L31 202V204H32V205H30V207L28 205L29 204ZM65 201L74 202V204H72V203L68 204L67 203V205H64L63 203H65ZM34 203H36V205H38L39 207L36 206ZM61 203L63 204L62 209L60 208L61 207ZM102 203H105V204H103L104 206H101ZM32 206H34V207L36 206V207L34 208ZM40 206H41V208H40ZM45 207H46V209H45ZM37 208H39V210L41 209V211H42V209H44V211L47 210L48 212L47 213L46 212L43 213L41 211L39 212V211H37L38 210ZM33 211L36 212V213H34ZM41 213H43V214H41ZM44 214H46V215H44ZM106 215L107 216L109 215V217H107ZM120 216L124 220H121ZM75 217L78 218V219H76ZM72 218H74V219H72ZM113 218H117V219L114 220ZM126 218H128V221H125V220H127ZM149 218H151V219H149ZM104 219H108V221H105ZM83 220H85V221H83ZM101 220H102L103 223L106 222L108 225L106 223L103 224L101 222ZM109 220H111V222L113 221L112 222L113 225L109 226V224H110ZM254 220H256V221L254 222ZM77 221H79V222H77ZM138 221H140V222H138ZM258 221H262V222L257 223ZM52 222H53V224L54 223L55 224L54 225L51 224ZM61 222L62 223L65 222V224L64 223L62 224ZM74 222H75V225L72 224ZM116 222H118V223H116ZM136 222L138 223V226L136 225L137 224ZM143 222L145 223V225L141 224ZM146 222H148V223H146ZM16 223H17V226L20 229L18 227L14 228L16 226L15 225ZM78 223H80V224H78ZM99 223H101V224H99ZM84 224L87 225V226H85ZM88 224H90V225H88ZM128 224L130 226H128ZM44 225H45V227H43ZM58 225H60V226H58ZM61 225H62V228L64 226L63 229L61 228ZM255 225H257V226H255ZM51 226H52V228H51ZM65 226H67L68 228H66ZM57 227H59V228H57ZM103 227H105V228H103ZM110 227H111V229H110ZM112 227H113V229H112ZM254 227H256L257 229L254 228ZM259 227H261V228H259ZM53 228L55 230H53ZM250 228H252L253 231L251 229L250 232H249L248 230ZM15 229H17V230H15ZM85 229H86V231H85ZM109 229H110V233L108 231ZM60 230H61V232H60ZM118 230H121V231H118ZM193 230L196 231V232H193ZM259 230H260V232H258ZM17 231H18V233L20 232V234H18ZM55 231L56 232L58 231L57 232L58 234H56ZM100 231H102V232H100ZM168 231H170V232H168ZM211 231H213V232H211ZM262 231H263V234H261ZM21 232H23V233H22V237L20 238L19 236L21 235ZM119 232H121V233H119ZM62 233H63L64 237L62 236ZM72 233H74V234H72ZM116 233H119L120 235L117 236V235H115ZM252 233L255 234V235H253ZM258 233H260V234H258ZM99 234L103 235L102 237H103V240L105 242H103L102 238H100L101 235H99ZM113 234L115 236H117V237H115ZM208 234H210V236H212V237H210ZM256 235H258V236H256ZM98 236H100V237H98ZM110 236H113V238L110 237ZM226 236H228V237H226ZM260 236H262V237H260ZM105 237H106L107 241L105 240ZM61 238H62V240L60 241ZM113 239H115L117 241L114 242ZM53 240L55 241V243H54ZM108 240H110V241H108ZM57 242H59V243H57ZM108 242H112V243L110 244ZM53 243L55 245L57 244L55 247H56V249L58 248V250L55 249ZM120 243H121V241H120ZM112 244H113V246H112ZM108 246H111V247H108ZM65 248H66V250H65ZM54 249L56 251H54ZM59 249H60V251H59ZM61 249H62V251H61ZM31 251H33V252H31ZM123 251H124V253H123ZM110 253H112V254H110ZM60 254H61V256H58V259H56L57 255H60ZM62 254H63V256H62ZM22 255L24 256L23 259H22ZM114 255L116 256V258H115ZM39 256L42 257V258H40ZM185 256L186 255H183V260L184 261H186V259H187V256L186 257ZM113 257H114L115 260L113 259ZM70 258H72V259H70ZM118 259H120V260L116 261ZM126 259L129 260V261H127ZM130 259H131V261H130ZM63 260H65V261H63ZM41 261H43V262H41ZM123 262H125V263H123ZM30 264H32V263H30ZM84 264H86V263H84ZM169 264H175V263L171 262Z\"/></svg>",
	"mask_w": 264,
	"mask_h": 264
},
{
	"label": "bare ground",
	"instance_id": "6f19581e",
	"mask_svg": "<svg viewBox=\"0 0 264 264\" xmlns=\"http://www.w3.org/2000/svg\"><path fill=\"white\" fill-rule=\"evenodd\" d=\"M5 1V0H4ZM8 1V0H7ZM10 1H12V2H14L13 0H10ZM22 2H20V0H19V2L20 3H18L17 4V2L15 3V4H17V5H14V3H13V5L12 4H10V6H5V7H8L9 8V10H11V12H9V10L7 9V8H4V6L2 7L1 6V3H0V7H2V9H4V11L0 8V63L1 64H4V68L6 67V66H8V67H6V69H7V71L9 70V68H10V70H12L14 67H15V65H16V70H17V68H18V70L20 71V72H18V71H14V73H15V77L18 79H16L15 80V77H14V79L12 80V81H17L16 83H18V82H20V81H22L23 79H25L24 78V76L27 78V76H28V74L27 73H31V74H34V72L32 73L31 72V70H29V66H31V65H33V64H35V59H36V61H37V58H38V60H40L39 59V57L36 55L37 53L36 52H38L39 51V53L38 54H40V56L42 57V60H46V62L45 61H43V62H45L44 64H46V66H47V64L49 63V62H47L49 59H51L50 60V62H52V64H54L53 63V61H52V59H56V57H58L57 55L61 52V53H63V58H60L62 61H63V63H60V62H62V61H59V63L61 64V67H60V65H59V69H58V71L59 70H62V72H64V71H69L70 72V70H71V67H72V65H74V64H72L71 63V61L70 60H72L73 61V57H75V53H77V49H76V47L75 46H77L78 44L80 45V46H86V45H84L85 43H86V41H84L85 39L86 40H89L90 42L93 40V38L95 37L94 36V34L95 33H102V31L103 32H105L107 29L109 30V29H111L110 27H117V29H119L120 27H121V23L120 24H118L119 26H117L116 25V23H119V22H117V20H121L120 18H123V14L124 13H128L129 15H130V13H131V10H133L134 9V11H135V9L137 8V9H139L138 11H140V13L143 11V12H146V14H145V16L144 17H146V19H145V21H144V17L143 18H138L137 17V20H135V21H139L138 19H143L142 21L144 22V24H143V22L141 23V25H145L146 23V21L148 22L147 24H152V25H155L157 28V30H159L158 28H161L162 26L161 25H163V26H168L169 28H170V26L172 25V23H173V21H170V19H172V20H175V18H174V16L172 17V15H170L172 12H177L178 13V11H180V13H181V11H182V13L180 14V17H182V19L184 20V22H186V20L188 19L189 20V17H191L194 13H193V11L195 12H197L196 14H195V17H196V20L198 21V23H200L201 24V22H199V20H198V18L199 19H203L204 20V17H205V12H206V10L210 7V6H214V7H212V9L213 8H216V7H218V8H221V9H223V10H221V9H216V11L218 10H221L222 12L221 13H224V12H226L225 14H228L229 15V13H231L232 11H234L233 9H235V7L234 6H240V7H243V8H248L249 7V5H250V8H251V6H254V9H256L257 7H258V5H256L257 4V1H259V0H109V3H111V2H114L116 5H115V7H114V4H113V6L112 7H114L115 9H119V8H121V9H124V10H120V11H123V12H119L118 13V11L119 10H115V12L117 13V14H119L118 16L120 17L119 19H117L116 17H118L117 16V14L115 15V16H113V17H115V18H113L114 19V21H111L113 24H111V26H110V23L111 22H108V20H111V18H112V15H114L115 13H112V10L114 9H111L112 7H109L108 5H107V3H108V1H106L105 0V2H107L106 3V6H105V4H104V0H82V3H81V1L80 0H78L79 2H77V0H75L77 3H78V5L79 6H82V7H79V6H77V3H75V1L74 0H21ZM72 2H74V4H75V6H77L76 8L77 9H75V10H79V8H83V10L81 11H74V9H71V8H73L74 6L72 5L73 3ZM262 2V1H261ZM261 2H259V3H261ZM9 3V2H8ZM80 3L82 4V5H80ZM150 3H152V6H150ZM6 4V3H5ZM72 5V6H71ZM94 5H99L98 7H100V5H104V9H106L104 12H106V13H103V14H105V16L104 17H106V14H107V17H110L108 14H110V13H108V12H110L111 11V17L110 18H104V17H102L103 16V14H102V12H101V10H99V12L98 11H96V10H98V9H102L103 7L101 6L100 8H98V7H95V8H97V9H95V12H98V17L99 18H97V15L95 14V12H93L92 11V7H93V10H94ZM245 5V6H244ZM248 5V6H247ZM256 5V6H255ZM262 5V4H261ZM264 5V4H263ZM154 6H155V8H154ZM45 7L47 8V7H49V8H47V9H49V11L51 10L52 12L51 13H46V16H47V14H48V16H47V18H52V20H54L53 22H52V20H50L52 23H50V21H48L49 19H47L46 18V16H44L43 17V13L45 12V11H42V10H45ZM79 7V8H78ZM105 7H108V8H105ZM119 7V8H118ZM151 7H153V8H151ZM239 7V10L241 9ZM259 7H261V6H259ZM258 7V8H259ZM43 8V9H42ZM75 8V7H74ZM89 8L91 9V11H92V13H94V15L96 16V17H92V15H89V12H91V11H89ZM8 11V13L6 12L5 13V11L6 10ZM42 9V10H41ZM47 9H46V12H47ZM69 9H71L70 10V13H71V15L70 14H68V10ZM103 9V10H104ZM111 9V10H110ZM125 9L128 11H125ZM137 9H136V12H138L137 11ZM161 9V10H160ZM179 9V10H178ZM209 9H211V8H209ZM264 9V8H263ZM29 11V13H31L30 11L32 10L33 11V14H34V10H36L37 12H38V10H40V11H42V12H40V13H42V15L39 13V15L38 14H36V12H35V14L36 15H38L36 18L37 19H35V17L33 18L34 20H33V22H34V24L32 25L31 24V19H30V17L29 16H33V14L31 15H29L28 16V11ZM87 10V11H86ZM109 10V11H108ZM160 10V11H159ZM164 11V12H161V11ZM174 10V11H173ZM178 10V11H177ZM236 10V9H235ZM245 10V9H244ZM251 10V9H250ZM23 11H26V12H23ZM48 11V12H49ZM84 11H86L85 13H82V12H84ZM114 11V10H113ZM134 11H132V14H135V13H133ZM157 11H159L161 14L162 13H164V15H163V17H161V14L159 13L157 16H158V18L157 17H154V16H156L155 14H157ZM205 11V12H204ZM240 11H242V9L240 10ZM249 11V10H248ZM255 11H257V10H255ZM20 12H23L24 13V16H25V13H26V17L28 18L29 17V19L30 20H26L27 18L26 17H24L23 19L21 18L20 20H19V18H20V16L22 17V14L20 13ZM73 12H76V13H73ZM77 12H79V14L77 13ZM82 14H81V13ZM88 12V13H87ZM143 12H142V15H140V16H143L144 14H143ZM228 12V13H227ZM260 12V11H259ZM263 13H264V10L262 11ZM261 12V13H262ZM4 13H5V17H4ZM20 13V14H19ZM53 13H54V15H53ZM92 13H90V14H92ZM121 13V14H120ZM123 13V14H122ZM176 13V14H177ZM205 13V14H204ZM220 13V12H219ZM235 13V12H234ZM233 13V14H234ZM239 13V12H238ZM250 13V12H249ZM258 13V12H257ZM262 13V14H263ZM8 14H10V16H13V19L16 17V16H19L18 17V19H16L17 20V22H18V25H20L19 27H18V30H17V23L16 22H13L14 20L12 19V20H10V19H8L7 20V18H6V16L8 15ZM51 14H52V16H51ZM99 14L101 15L102 14V16H99ZM175 14V15H176ZM192 14V15H191ZM214 14V13H213ZM245 14V13H244ZM44 15H45V13H44ZM69 15V16H68ZM173 15H174V13H173ZM207 15H209V14H207ZM206 15V16H207ZM212 15V14H211ZM238 15H240V14H238ZM238 15H236V16H238ZM254 16H255V14H253ZM257 15V14H256ZM264 15V14H263ZM35 16V15H34ZM54 16V17H53ZM126 16H128L127 14H126ZM125 16V18H123V19H126L127 17ZM160 16V17H159ZM171 16V17H170ZM177 16V15H176ZM197 16H198V18H197ZM210 16V15H209ZM219 16H222V15H219ZM219 16H217V17H219ZM243 16H245V15H243ZM247 16V15H246ZM260 16H262V15H260ZM9 17V16H8ZM100 17H101V19H100ZM129 17H133V15L132 16H129ZM179 17V18H180ZM200 17H202V18H200ZM208 17V16H207ZM226 17V16H225ZM230 17V16H229ZM229 17H227V19L229 18ZM263 17V16H262ZM6 18V19H5ZM17 18V17H16ZM102 18H104L105 19V22H107L109 25H107V23H106V25L108 26H106L105 24H104V19H102ZM174 18V19H173ZM214 18H215V15H214ZM245 18V17H244ZM112 19V20H113ZM130 19V18H129ZM177 19V18H176ZM194 18H192V20H193ZM207 18L205 17V20H206ZM217 19V18H216ZM221 19H223V18H221ZM220 19V20H221ZM236 19V18H235ZM241 19H243V18H241ZM250 19V18H249ZM254 19L256 20V18L254 17ZM261 19H263V18H261ZM260 19V20H261ZM24 21V20H26V21H29V25H27L28 26V29H27V26H26V24H25V22L23 23V22H21V23H19V21ZM127 20V19H126ZM134 20V19H133ZM133 20H132V24H133V26H136L135 28H133V30H134V32H136V34L134 35V33H133V30H132V28H131V25H130V23H126V25L124 24V26H126V27H124L123 26V28H127V29H129L130 31H126L127 29H122V30H125L126 32H128V34L126 35H120V33H125L124 31H122V30H119V35L118 34H116V33H118V31H114V32H110V31H112V30H110V31H106V32H109V33H111V35L113 36L112 38H109L110 39V42H111V39H112V41H113V39L115 38V43H116V39H118V38H123L124 40H126L125 39V36H126V38L128 39V37H131L132 39L135 37V39L136 40H132L131 38H129V39H131V42H135V43H133V45L131 46V48H129V51H131L130 53H132V54H128L127 56H131V57H133L134 58V61H132V62H135L136 64H137V66H139L138 65V63H140V62H137L135 59H140L141 60V58H143V59H145V60H141V61H147V59H152V58H154V57H152V53L150 52L151 50H152V48H151V45H149V44H147V43H150V42H148V41H151L150 39H148L147 38V43H146V41H145V38L143 37L144 35L142 34V33H144V32H141V29L139 30V32L141 33V35H139L140 33H138L137 31H138V24H139V22H141V21H139L138 23L137 22H133ZM188 20H187V22H188ZM204 20V21H205ZM209 20H211V19H209ZM218 20H219V18H218ZM219 20V21H220ZM247 20H248V18H247ZM103 21V22H102ZM131 21V20H130ZM176 21V20H175ZM223 21H225V20H223ZM223 21H221V22H223ZM229 21H231V20H229ZM251 21V20H250ZM254 21V20H253ZM32 22V23H33ZM116 22V23H115ZM124 22H126V21H124ZM169 22L171 23V25L169 24ZM178 22V21H177ZM206 22V21H205ZM221 22H218V23H221ZM16 23V24H15ZM137 23V25H134V24H136ZM175 23V22H174ZM209 23H211V21L209 22ZM213 23H217V22H213ZM227 23H228V21H227ZM22 24V25H21ZM23 24H25V26H23ZM123 24V23H122ZM166 24V25H165ZM186 24V23H185ZM202 24H204V23H202ZM263 24V23H262ZM105 25V26H104ZM130 25V27H127V26H129ZM151 25V26H152ZM189 25V24H188ZM192 25V24H191ZM214 25H216V24H214ZM21 26H23L24 27V29L26 28L27 29V32L31 35H29V34H26L27 32H25L26 31V29H25V31H24V29H23V27L21 28L22 30H20V27ZM97 26H99V27H102V29L103 30H101V28H99V30H101V31H97L98 30V28H97ZM132 26V27H133ZM173 26V25H172ZM192 26H194V25H192ZM195 26H196V24H195ZM204 26V25H203ZM219 26H220V24H219ZM261 26V25H260ZM112 27V29H114V30H116L115 28H113ZM143 27V26H142ZM147 27V26H146ZM180 27H185V26H180ZM188 27H191V26H188ZM187 27V28H188ZM199 27V26H198ZM202 27V25H200V28ZM204 27H206V26H204ZM208 28H209V26H207ZM224 27V26H223ZM97 28V29H96ZM106 30H105V29ZM141 28V27H140ZM148 28V27H147ZM165 28H167V27H165ZM216 28V27H215ZM219 28H222V26L221 27H219ZM247 28H250V27H247ZM16 29V30H15ZM137 29V30H136ZM155 29V30H156ZM172 28H170L169 30H171ZM175 29H177V27L175 28ZM178 29H180V28H178ZM177 29V30H178ZM183 29V28H182ZM181 29V30H182ZM185 29V28H184ZM207 29V28H206ZM212 29H213V27H212ZM255 29H257L256 27H255ZM254 29V30H255ZM20 30V34H18V31ZM94 30H96L97 32H95ZM105 30V31H104ZM162 30V29H161ZM196 30V29H195ZM197 30H199V29H197ZM214 31H215V29H213ZM219 30H222V29H219ZM258 30H260V29H258ZM21 31L22 32H24V33H21ZM94 31V32H93ZM150 31V30H149ZM167 31H168V29H167ZM167 31H165V32H167ZM201 31H202V29H200V33H201ZM205 31V30H204ZM17 32V33H16ZM94 34H93V33ZM105 32V33H106ZM132 32V35H129L130 33ZM152 32V31H151ZM154 32V31H153ZM161 32V31H160ZM171 32V31H170ZM179 32V31H178ZM211 32H213L212 30H211ZM221 33H222V31H220ZM225 32V31H224ZM256 32V31H255ZM92 33V34H91ZM157 33V32H156ZM200 33H195V34H200ZM202 33H203V31H202ZM24 34H26V36H23ZM152 34V33H151ZM162 34V33H161ZM167 34H171V33H166V35ZM20 35V37L18 38V36ZM27 35H29V36H27ZM51 35V39L49 38V36ZM92 35L94 36L93 38H92ZM96 35V37L98 38V36H100V35H98V34H95ZM109 35V34H108ZM107 35V37H111V36H108ZM156 35V34H155ZM166 35H164L165 37H166ZM178 35H179V33H178ZM201 35V34H200ZM102 36V35H101ZM100 36V37H101ZM133 36V37H132ZM138 36H141L140 37V39H139V37ZM147 36H149V37H151L149 34H147ZM174 36H177L176 34L174 35ZM206 36H212V35H209V34H206ZM25 37V39H26V37H27V40H28V37L30 38V37H32L33 38V41L32 42H34V43H30V45L31 46H29V42H30V40H32V39H29L28 40V42H27V40H25L24 41V39L22 40V42L24 41L25 42V44H23V43H21L20 41H21V39L22 38H24ZM94 38V40L95 39H97V38ZM104 36H102L101 38H103ZM146 37V36H145ZM173 37V36H172ZM197 37V36H196ZM200 37H203V36H200ZM155 38V37H154ZM152 39V40H156V39ZM175 38V37H174ZM20 39V40H19ZM106 39H108V38H106ZM143 39H144V41L145 42H143ZM171 39H173V38H171ZM176 39V38H175ZM214 39V38H213ZM102 41L104 40V39H101ZM164 40V39H163ZM191 40H193V39H191ZM144 43V45L145 44H147V45H145V46H142L143 48H141V44H142V42ZM160 41V40H159ZM170 41H172V40H170ZM195 41H198V40H195ZM97 42V41H96ZM98 42H99V40H98ZM118 42H121V43H123V44H125L124 42H123V40L121 41H119V39H118ZM153 42V41H152ZM161 42V41H160ZM167 42H169V40H167ZM188 42V41H187ZM187 42H186V44H187ZM199 42V41H198ZM26 43H27V45H26ZM92 43H93V41H92ZM109 43V42H108ZM114 43V44H115ZM154 43H155V41H154ZM174 43V42H173ZM172 43V44H173ZM190 43V42H189ZM188 43V44H189ZM35 46H34V45ZM77 44V45H76ZM110 44H112V46H114L113 45V43L111 42V43H109L108 44V46H110ZM131 44V43H130ZM151 44V43H150ZM185 44V45H186ZM22 45H25V46H27L28 48H29V50H33V48L35 49V50H33V53H36V54H33L32 52V55L30 56V54H29V52H27V50L25 51L24 49H23V46ZM92 45H94V44H92ZM119 46H120V44H118ZM149 45V46H148ZM154 45V44H153ZM174 45V44H173ZM24 46V47H25ZM88 46V45H87ZM90 46V45H89ZM118 46V47H119ZM190 46H192V44L190 43ZM190 46H188L189 48H191ZM193 46H195L196 47V45H193ZM31 47H33L32 49H30ZM79 46H77V48H78ZM92 47V46H91ZM101 47V46H100ZM116 47V46H115ZM123 47V46H122ZM124 47H126V46H124ZM149 47H150V49L151 50H149ZM153 47V46H152ZM188 47H186V49L188 48ZM199 47V46H198ZM26 48V47H25ZM27 48V49H28ZM120 48H121V46H120ZM154 48H156V47H154ZM192 48H194V47H192ZM191 48V49H192ZM80 49H81V47H80ZM85 49H87V48H85ZM103 49H104V47H103ZM107 49V48H106ZM105 49V50H106ZM117 49V48H116ZM122 49V48H121ZM120 49V50H121ZM127 49V48H126ZM131 49V50H130ZM197 49V48H196ZM199 49V48H198ZM93 50H94V48H93ZM105 50H104V54L102 53V54H100L101 56L102 55H106L105 54ZM110 50V49H109ZM156 50H158V49H155V51ZM160 50V49H159ZM158 50V51H159ZM190 50V49H189ZM194 49H192V51H193ZM237 50H238V48H237ZM242 49H240L239 48V51L238 52H240ZM84 49L82 48V51H78V53L79 52H81V54H79L78 56L80 57V55H84ZM87 51V50H86ZM99 51V50H98ZM114 49H113V52L112 53H114ZM126 51V50H125ZM128 51V52H129ZM158 51H157V53H155L153 50H152V52H153V56H155V54H159L158 53ZM188 51V50H187ZM191 51V50H190ZM197 52H198V50H196ZM93 52V51H92ZM91 52V53H92ZM95 52V51H94ZM174 52V51H173ZM177 52V51H176ZM175 52V53H176ZM236 52V51H235ZM237 52V53H238ZM77 53V54H78ZM87 53V52H86ZM85 53V54H86ZM89 53V52H88ZM98 53V52H97ZM101 53V52H100ZM109 53V52H108ZM115 53H116V51H115ZM121 53H125V52H121ZM193 53H195V55H194V58H196L195 56H197V54L199 53H196V52H193ZM28 54V55H27ZM72 54H75L74 56L72 55ZM165 54V53H164ZM177 54H181L180 52H178ZM183 54H185V53H183ZM190 54H192V52H190ZM241 54H243V52L242 53H240V54H236V55H240L241 56ZM252 54V53H251ZM33 55H36V56H33ZM62 55V54H61ZM70 55V56H69ZM73 57H72V56ZM82 55V56H83ZM92 55V54H91ZM91 55H89V56H91ZM94 55V54H93ZM99 55V56H100ZM108 56H112V54H111V51H110V55L109 54H107ZM116 55H119V53L117 54L116 53ZM116 55H114L115 56V58H116ZM160 55V54H159ZM165 55H167V54H165ZM193 55V54H192ZM199 55V54H198ZM217 55V54H216ZM248 55V54H247ZM250 55V54H249ZM32 56H33V58H34V60H33V58H32ZM110 56V57H111ZM135 56V57H134ZM158 56V55H157ZM156 56V57H157ZM160 56H163L162 54L160 55ZM183 56H185V55H183ZM200 56V55H199ZM219 56V55H218ZM239 56V57H240ZM26 57H31L30 59H26ZM35 57H37V58H35ZM55 57V58H54ZM93 57H95V56H93ZM96 57H97V55H96ZM96 57H95V59H96ZM107 57V56H106ZM105 57V59H104V57L103 58H100L101 60H98V61H101V63L103 62L104 64L105 63H107L108 65L111 63V58L109 59V58H106ZM119 57V56H118ZM117 57V58H118ZM131 57H127L128 59L130 58V60H131ZM148 57H151V58H148ZM167 57V56H166ZM187 57V56H186ZM192 57V56H191ZM204 57H206V56H204ZM231 57H233V56H231ZM231 57H229L230 59H231ZM237 57V56H236ZM236 57H234V58H236ZM70 58H72V59H70ZM98 58V57H97ZM114 58V59H115ZM132 58V59H133ZM181 58V57H180ZM183 58H185V57H183ZM198 58V57H197ZM217 58V57H216ZM241 58V57H240ZM59 59V60H60ZM76 59H77V57H76ZM93 59V58H92ZM108 59H109V61H108ZM138 59V60H139ZM155 60L157 59V58H154ZM160 59H164L163 57H160ZM230 59H224V60H227V61H230ZM236 59H238V60H240L239 58H236ZM28 60H31L32 61V64H30L29 65V63H28ZM97 60V59H96ZM107 60V61H106ZM123 60H125V59H123ZM166 60H168V58L166 59ZM166 60H162V61H166ZM195 60H197V59H195ZM216 60H218V61H220V59L219 58H217ZM262 60V59H261ZM260 60V61H261ZM41 61V60H40ZM40 61H38V62H40ZM106 61V62H105ZM115 61V60H114ZM118 61H119V59H118ZM129 61V60H128ZM151 61V60H150ZM179 61V60H178ZM184 61H186V60H184ZM192 61V60H191ZM191 61H187V62H191ZM198 61H199V58H198ZM205 61H207V60H205ZM218 61H214V62H216L215 64H218L217 62ZM232 61H234L233 59H232ZM259 61V60H258ZM30 62V61H29ZM42 62V61H41ZM40 62V63H41ZM55 62V61H54ZM68 62H70V64L68 63ZM76 62H77V60H76ZM97 61H95V63H96ZM109 62V63H108ZM115 62H117V60L115 61ZM171 62H174V61H171ZM222 62V61H221ZM236 62H239V61H235V63ZM5 63H6V66H5ZM31 63V62H30ZM37 63V62H36ZM55 63H57V62H55ZM78 63V62H77ZM100 62H98V64H99ZM113 63V62H112ZM144 63H147V62H144ZM166 62H164V64H163V66H165L166 68H167V66H169L168 64L166 65L165 64ZM175 63V62H174ZM173 63V64H174ZM177 63V62H176ZM179 63V62H178ZM186 63V62H185ZM185 63H183V64H185ZM192 63H195L194 61L192 62ZM203 63V62H202ZM227 63V62H226ZM231 63V62H230ZM262 63H264L263 61H262ZM0 64V67H1V69L3 68V66ZM29 66H28V65ZM58 64V63H57ZM63 64V65H62ZM67 64H69L70 65V69H67V67H68V65ZM72 64V65H71ZM97 64V63H96ZM131 64H134V63H131ZM136 64H135V66H136ZM148 64V63H147ZM187 64V63H186ZM197 64V63H196ZM208 64V63H207ZM206 64V65H207ZM36 66H37V64H35ZM65 65V66H64ZM106 65V64H105ZM104 65V66H105ZM107 65V67L109 68L110 66H108ZM116 65V64H115ZM114 65V66H115ZM141 65V64H140ZM142 65H144V64H142ZM175 65V64H174ZM182 65V64H181ZM194 65V64H193ZM197 65H199V64H197ZM197 65H194V66H197ZM206 65H204V66H206ZM254 65H256V64H254ZM261 65V62H260V64L257 66V68L259 67ZM14 66V67H13ZM46 66H44V67H46ZM54 66V65H53ZM112 66H113V64H112ZM162 66V67H163ZM172 66V65H171ZM193 66V67H194ZM213 66V65H212ZM13 67V68H12ZM32 67V66H31ZM56 67V66H55ZM66 68V69H64V68ZM106 67V66H105ZM140 67V66H139ZM165 67L162 69V70H164L165 69ZM172 67H174V66H172ZM177 67V66H176ZM183 67V66H182ZM188 67H191V65H187V67L186 68H188ZM261 67H262V69L264 68V64H262L261 65ZM260 67V68H261ZM3 68V69H4ZM12 68V69H11ZM33 68H35V66L33 67ZM39 68V67H38ZM37 68V69H38ZM40 68H42V67H40ZM52 68H54V67H52ZM75 68V67H74ZM101 68H104V67H101ZM114 68V67H113ZM136 68V67H135ZM134 68V69H135ZM138 68V67H137ZM136 68V69H137ZM170 68V67H169ZM199 68V67H198ZM200 68H204L203 66H201ZM206 69L208 68H210L209 66H206L205 67ZM255 68V67H254ZM257 68H255L257 71H258V69ZM6 69H4V70H6ZM15 69V68H14ZM37 69H33V70H37ZM63 69H64V71H63ZM100 69V68H99ZM112 69V68H111ZM133 69V66H132V68H131V72H132V70H134ZM178 69V68H177ZM190 69H192V68H190ZM190 69L189 70H185V71H183L182 69V71L183 72H185V75H182L181 73V77H182V79H185V78H183V77H188L189 76V73H190ZM195 69V68H194ZM193 69V70H194ZM205 69V70H206ZM261 69V70H262ZM4 70H2V71H4ZM32 70V71H33ZM40 70V69H39ZM48 70V69H47ZM51 70V69H50ZM73 70V69H72ZM101 70V69H100ZM103 71H104V69H102ZM197 70V69H196ZM202 70H204V69H202ZM201 70V71H202ZM256 70H254V71H256ZM7 71H6V73H7ZM57 71V70H56ZM76 71V70H75ZM108 71H110L109 69H108ZM136 71V70H135ZM135 71H133L134 73H135ZM147 71V70H146ZM165 71V70H164ZM170 71V70H169ZM172 71H174L175 72V69H172ZM263 72H264V70H262ZM9 72V71H8ZM21 73V74H25L24 76H22L21 74H19V78L17 77V75H18V73ZM38 71H36V73H37ZM47 72V71H46ZM106 72H107V70H106ZM180 72V71H179ZM200 72V71H199ZM3 73V72H2ZM12 73V72H11ZM35 73V74H36ZM41 71H40V76H41ZM59 73V72H58ZM66 73V72H65ZM71 73H73V72H71ZM162 73H163V71H162ZM168 73H170V74H168ZM167 73V69H166V73H164V76H166L165 74H168V76L169 75H171L172 74V72H168ZM256 73V72H255ZM17 74V75H16ZM103 74V72H101V75ZM107 74V73H106ZM141 74L142 73H140V76H141ZM179 73L177 74V75H180ZM184 74V73H183ZM194 74H196V75H199V74H201V73H199V74H197V73H194ZM9 75V74H8ZM44 75H46V74H44ZM65 75V74H64ZM73 75V74H72ZM94 75V74H93ZM108 75V74H107ZM133 75H135V74H133ZM251 75H253V74H251ZM255 75H257V74H255ZM10 77H6L5 76V78H7V79H9V81L11 80V74L9 75ZM13 74H12V78H13ZM29 76H31V75H29ZM34 76V75H33ZM32 76V77H33ZM43 76V75H42ZM42 76L40 77V78H42ZM63 76V75H62ZM69 76H70V74H69ZM98 77L100 76V75H97ZM105 76V75H104ZM110 76V75H109ZM139 76V77H140ZM168 76H166V78H168ZM190 76H192V75H190ZM1 77H4V75H2ZM23 77V78H22ZM32 77H31V80H32ZM39 77V76H38ZM94 77V76H93ZM132 77V76H131ZM173 77V76H172ZM231 77V76H230ZM235 77V76H234ZM254 77V76H253ZM255 77H257V76H255ZM5 78H2V81H3V79L4 80H6ZM20 78H22V80H20L19 81V79ZM29 78V77H28ZM34 78V77H33ZM66 78V77H65ZM100 78V77H99ZM106 78H109V77H106ZM135 78H138V77H135ZM165 78V79H166ZM173 78H175V77H173ZM258 78V77H257ZM263 78V80H262V83H260V82H258L257 84H258V87H257V89H256V91L259 93H255V90H254V93L256 94H254L255 95V100H254V106L252 105L250 108H248V107H246V108H248V109H246V110H243V109H245L244 107L241 109L239 106L236 108V107H234V108H232V110H228L227 112H223V113H221V112H209L211 109H209L208 110V108H207V110L205 109V111L203 112V114L202 115H200L198 118H194L193 120H191V121H181V122H179V124H176L177 125V131H175V130H173V131H175L176 133H175V141L174 142H182V141H189V140H191V142H193L194 144H195V146L197 147V149H199V148H201V149H203V148H205V147H212L213 145V143L215 142L214 141V139L213 138H211V137H213L215 134H213V133H218L219 132V130L221 131V129L223 130L224 129V131H226V132H228L229 134H233V133H235L236 134V136H237V134H242L243 136H244V134L247 136V135H249V137H250V139H252L253 140V142H254V144H255V146L256 147H264V77H262ZM36 79V78H35ZM34 79V80H35ZM38 79V78H37ZM43 79V78H42ZM71 79V78H70ZM101 80L102 79H105V78H103V76H101V78H100ZM180 79V78H179ZM187 79V78H186ZM232 79V78H231ZM236 79V78H235ZM239 79H242V77L241 78H239ZM260 79V78H259ZM34 80H33V82H34ZM39 80H41V79H39ZM67 80V79H66ZM69 80V79H68ZM108 81H106L108 84H110L111 82H109L110 80L109 79H107ZM132 80V79H131ZM145 80V79H144ZM173 80H176L177 81V83L179 82L178 80H177V78L176 79H173ZM189 80H191V79H189ZM234 80V79H233ZM257 80V79H256ZM255 80V81H256ZM2 81H0V83L2 82ZM8 81V80H7ZM26 81V80H25ZM71 81V80H70ZM103 81V80H102ZM146 81V83H147V80H145ZM166 82H167V80H165ZM169 81V80H168ZM180 81H183V80H180ZM222 81V80H221ZM235 81V80H234ZM243 81V80H242ZM241 81V82H242ZM29 82V81H28ZM38 82V81H37ZM42 82V81H41ZM49 82V81H48ZM165 82V83H166ZM184 82H187V80H185ZM235 82H237V81H235ZM246 82V81H245ZM5 83H6V81H4V85H5ZM9 83V82H8ZM11 83H13V82H11ZM21 83V82H20ZM22 83H25L24 82V80H23V82ZM21 83V84H22ZM66 83V82H65ZM106 83V84H107ZM145 83V85H148V84H146ZM174 84H176V82H173ZM182 83V82H181ZM181 83H179V85H184V84H186V83H184V84H181ZM225 83V82H224ZM260 83V84H259ZM3 84V83H2ZM15 84V83H14ZM13 84V85H14ZM37 84V83H36ZM43 84V83H42ZM42 84H40V85H42ZM51 84V83H50ZM64 84V83H63ZM62 84V85H63ZM113 84V83H112ZM171 84V83H170ZM225 84H227V83H225ZM229 84V83H228ZM244 84V83H243ZM242 84V85H243ZM245 84H247V83H245ZM250 84V83H249ZM253 84V83H252ZM7 85V84H6ZM9 85V84H8ZM7 85V86H8ZM66 86H67V84H65ZM168 87H169V85L168 84H166ZM178 85V84H177ZM222 85H224V84H222ZM233 85H236V84H233ZM12 85H10V87H11ZM16 86V85H15ZM22 86V85H21ZM31 87H32V85H30ZM52 86H54L53 84H52ZM58 86H59V84H58ZM108 86V85H107ZM114 86V85H113ZM148 86H150V85H148ZM4 87V86H3ZM9 87V86H8ZM36 87H38L37 85H36ZM35 87V88H36ZM41 87V86H40ZM49 87V86H48ZM51 87V86H50ZM49 87V88H50ZM55 87H57V86H55ZM109 87H111V84H110V86ZM116 87V86H115ZM115 87H113V90H114V88ZM147 87V86H146ZM151 87V86H150ZM149 87V88H150ZM171 87H176V86H173V84H171ZM178 87V86H177ZM184 87H185V85H184ZM230 87V86H229ZM228 87V88H229ZM233 87V86H232ZM256 87V86H255ZM5 88V87H4ZM4 88H2V87H0V89H4ZM7 88V87H6ZM12 88H13V86H12ZM15 88V87H14ZM17 88V87H16ZM29 88V87H28ZM45 88V87H44ZM48 88V89H49ZM53 88V87H52ZM170 88V87H169ZM169 88H167V89H169ZM242 88H246L245 90H247V87H242ZM250 88V87H249ZM51 89V88H50ZM59 89V88H58ZM58 89H57V92H58ZM61 89H64L63 88V86H62V88ZM67 89V88H66ZM66 89H65V91H66ZM118 89V88H117ZM153 89V88H152ZM167 89H164V90H167ZM171 89V88H170ZM176 89V88H175ZM221 89H224V88H221ZM227 89V88H226ZM234 89H236V88H234ZM6 90V89H5ZM4 90V91H5ZM11 90V89H10ZM55 90V89H54ZM69 90V89H68ZM174 90V89H173ZM173 90H171V91H173ZM181 90V89H180ZM179 90V91H180ZM225 90V89H224ZM224 90H222V91H220L219 90V92H223ZM232 90V89H231ZM248 90H251V89H248ZM3 91V92H4ZM8 91V90H7ZM7 91H6V93H7ZM12 92L11 93H13L14 91L13 90H11ZM19 91H20V88H19ZM21 91H23V90H21ZM29 91V90H28ZM32 91V90H31ZM52 91V90H51ZM63 91V90H62ZM110 91H111V88H110ZM151 91V90H150ZM170 91V90H169ZM169 91H167L166 93H168ZM171 91L169 92V94L171 93ZM177 91V90H176ZM226 91H228V90H226ZM238 91H240V89H238ZM1 92V91H0ZM34 92V91H33ZM66 92H69V91H66ZM102 92V91H101ZM115 92H117L116 91V89H115ZM165 92V91H164ZM175 92V91H174ZM244 92V91H243ZM249 92V91H248ZM247 92V93H248ZM5 93V94H6ZM10 93V92H9ZM49 93V92H48ZM53 93H55V92H53ZM59 93V92H58ZM108 93H110V92H108ZM108 93H107V95H108ZM179 93V92H178ZM231 93V92H230ZM247 93H245L246 95H247ZM250 93V92H249ZM252 93V92H251ZM3 94V93H2ZM8 94V93H7ZM19 94V93H18ZM22 94V96H23V93H21ZM25 94V93H24ZM29 94H31L30 92H29ZM52 94V93H51ZM98 94V93H97ZM102 94V93H101ZM115 94H118V93H115ZM145 94H146V92H145ZM151 94V93H150ZM177 94V93H176ZM180 94V93H179ZM258 94V95H257ZM1 95V94H0ZM13 95V94H12ZM15 95L17 96V93L15 94V92H14V95H13V97H15ZM39 95H42V93L41 94H39ZM43 95H44V93H43ZM46 95V94H45ZM89 95V94H88ZM94 95V94H93ZM100 95V94H99ZM103 96H104V93L102 94ZM106 94H105V96H107ZM112 95V94H111ZM154 95V94H153ZM171 95V94H170ZM172 95H174V94H172ZM235 95V94H234ZM237 95V94H236ZM236 95H235V99H236ZM5 96V95H4ZM25 96V95H24ZM56 96V95H55ZM64 96V95H63ZM66 96V95H65ZM65 96L64 97H62V98H65ZM90 96V95H89ZM175 96H178V95H175ZM217 96V95H216ZM218 96H220V95H218ZM221 96H223V95H221ZM256 96H257V98H256ZM1 97V96H0ZM7 97H9V99L11 98V94L9 95V96H7ZM25 97H27V96H25ZM49 97V96H48ZM70 97H71V95H70ZM101 97V96H100ZM154 97H156V96H154ZM164 97H166V95L164 96ZM171 97V96H170ZM211 97H213V96H211ZM223 97H225V96H223ZM242 97H243V95H242ZM246 97H248V96H246ZM4 98V97H3ZM2 98V99H3ZM6 98V97H5ZM17 97H15V99H16ZM19 98V97H18ZM39 98H42V97H39ZM46 98V97H45ZM91 97H89V99H90ZM99 98V97H98ZM104 98V97H103ZM103 98H101V99H103ZM106 98V97H105ZM110 98H112V97H110ZM114 98V97H113ZM119 97H116V99H118ZM139 98H141V97H139ZM168 98V97H167ZM214 98H216L217 99V97H214ZM219 98V97H218ZM230 98V97H229ZM234 98V97H233ZM20 99H23V97L21 98V95H20ZM20 99H18V101L20 100ZM26 99V98H25ZM31 99V98H30ZM29 99V100H30ZM38 99V98H37ZM44 99V98H43ZM55 99V98H54ZM57 99H59V98H57ZM98 100V101H96V103H95V106H93V107H95V110L97 111H95L96 113L95 114H99V116H101L102 115V113L104 114V119L106 118L105 117V114H106V112H107V114L108 115H112V116H118V117H116L117 119H119L120 117L119 116H121V114L123 115L124 114V112L126 111H124L123 112V110L124 109H122V108H124V107H122L121 108V106L117 103V105H116V99H115V103L113 104L111 101L112 100H110V102L108 101V96H107V99H103V100ZM113 99V100H114ZM129 99V98H128ZM141 99H143V98H141ZM154 99H156V98H154ZM161 99H163V98H161ZM215 99V100H216ZM222 100H223V98H221ZM0 100H1V98H0ZM8 100V99H7ZM14 100V99H13ZM40 100H42V99H40ZM56 100V99H55ZM60 100H62L61 98H60ZM64 101H65V99H63ZM68 100V99H67ZM91 100H92V98H91ZM107 100V101H106ZM164 100V99H163ZM166 100V99H165ZM227 100V99H226ZM233 101H234V99H232ZM15 102L17 101V99L16 100H14ZM22 101V100H21ZM23 101H25V100H23ZM28 101V100H27ZM49 101V100H48ZM59 101V100H58ZM94 101V102H95ZM100 101V102H99ZM120 100H118V102H119ZM134 101V100H133ZM162 101V100H161ZM166 101H168V100H166ZM230 101V100H229ZM246 101H247V99H246ZM10 102V110H8L9 109V107H7L8 109H6V110H8V111H6L5 110V112H7V116H11V114L14 112V111H17V110H19L18 108H16V107H18V105L20 104V103H18V102H16V103H18L17 105H16V103H12L11 101H9ZM8 102V103H9ZM26 102V101H25ZM24 102V103H25ZM36 102H38L37 100H36ZM35 102V103H36ZM45 102V101H44ZM56 102V101H55ZM60 102H63V101H60ZM85 102H86V99H85ZM88 102V101H87ZM87 102H86V104H87ZM99 102V103H98ZM128 102H129V100H128ZM132 102V101H131ZM137 102H138V100H137ZM136 102V103H137ZM144 102H146V101H144ZM151 101H149V103H150ZM223 102H225V101H223ZM238 102H240V101H238ZM8 103H7V105H8ZM24 103H22V104H24ZM42 103H43V101H42ZM49 103V102H48ZM98 103V104H97ZM135 103V102H134ZM140 103H141V101H140ZM164 103V102H163ZM205 103V102H204ZM206 103H207V101H206ZM210 103V102H209ZM220 103L221 104H223L221 101H220ZM247 103V102H246ZM6 104V103H5ZM22 104H20L19 105V107L20 106H22ZM29 104H31V103H29ZM34 104V103H33ZM39 104V103H38ZM63 104H65V103H63ZM86 104H85V106H86ZM89 104H90V101H89ZM89 104H87V105H89ZM155 105V104H153V103H150V105ZM201 103H199V105H200ZM211 104H213V103H211ZM248 104V103H247ZM252 104V103H251ZM251 104H248V106L249 105H251ZM26 105H28V103H26ZM32 105V104H31ZM59 105V104H58ZM68 105V104H67ZM132 105H134V104H132ZM142 106H143V103L141 104ZM145 105V104H144ZM199 105H198V107H199ZM203 105V104H202ZM232 105V104H231ZM9 106V105H8ZM25 106V105H24ZM48 106V105H47ZM134 106H136V105H134ZM201 106V105H200ZM211 106V105H210ZM209 106V107H210ZM213 106V105H212ZM214 106H216V104L214 105ZM235 106V105H234ZM36 107H38V106H36ZM42 107V106H41ZM58 107V106H57ZM91 107V106H90ZM92 107V109H94ZM120 107V108H119ZM126 107H128V106H126ZM140 106H138V108L137 109H140L139 108ZM155 107V106H154ZM1 108V107H0ZM6 108V107H5ZM25 108V107H24ZM29 108V107H28ZM40 108V107H39ZM56 108V107H55ZM86 108V107H85ZM89 108V107H88ZM153 108V107H152ZM151 108V109H152ZM156 108V107H155ZM154 108V109H155ZM158 108V107H157ZM229 108H231V107H228V109ZM16 109V110H15ZM22 109H23V107H22ZM22 109H20V113L22 114ZM38 109V108H37ZM50 109V108H49ZM122 109V110H121ZM133 109V108H132ZM135 109V108H134ZM137 109H135V111H133V113L135 114V116L137 117V119H138V116H141V114L139 115L138 113H140L139 111L140 110H137ZM141 109H143V108H141ZM144 109H146V110H148V108H145L144 107ZM226 109V108H225ZM25 110V109H24ZM30 110V109H29ZM33 110V109H32ZM160 110V109H159ZM216 110V109H215ZM36 111V110H35ZM47 111V110H46ZM51 111V110H50ZM129 111V110H128ZM138 112V113H135V112ZM224 111V110H223ZM3 112V111H2ZM38 112V111H37ZM45 112V111H44ZM54 112V111H53ZM88 112V111H87ZM91 112V111H90ZM102 112V113H101ZM147 112V111H146ZM145 112V113H146ZM0 113H1V111H0ZM9 113H10V115H9ZM17 113V112H16ZM34 113V112H33ZM52 113V112H51ZM51 113H49V114H51ZM59 113V112H58ZM94 113V112H93ZM116 113V114H115ZM129 113L130 114H133L131 111H129ZM144 112H143V114H145ZM148 113V112H147ZM147 113L142 117H139V120H137L136 119V121H138V122H135L134 121V118H133V115H124L123 117H121V118H123V120H121V119H119V122L120 123H122L125 119H128L129 117H130V119H131V116H132V120L134 121H130V119H128V121L126 120V121H124L122 124L123 125H120V123H118L119 125H120V127L118 126V125H116L115 124V127H113V129L115 128L116 129V126H117V129H119V128H121V129H123V130H121V129H119V130H113V131H118V134H119V132H121V134H117L116 133V136L118 135V136H121L122 135V133L124 134L123 136H125L127 133H129V135L128 136H130V139L128 138V137H126L125 139H124V137L122 136L121 138H123L124 140H126V142H128V141H131V142H128V143H126V144H124V147H128V145H129V149L130 150H128V151H131V149H133L132 150V152L133 153H128L127 152V154H129L131 157H130V159L132 158V164L133 165H135L134 166V168L135 169H130V170H136V173L137 174H140V175H138V176H141L142 178H143V174H146V173H144V172H147L146 170H144V168L148 165V161H150V159L151 158H153L152 156L154 155V154H156L157 153V149L160 147V146H158V144L157 143H159V139H157V138H155V137H157V136H155V135H153L154 133L155 134H159V133H156L157 132V130H159L160 131V128L159 127H157V128H155L156 127V125L155 124H159V123H154V127L152 126V124H151V127L153 128V131L154 132H151L150 130H151V127L150 126H148L147 127V125L146 124H148V123H146L145 125H146V127H147V129H146V132L145 131H143V130H145V128L143 127H141L140 125H138V123L140 124V121H147V122H150V120H151V116H148L147 115ZM151 113H153V112H151ZM150 113V114H151ZM200 113V112H199ZM224 113L226 114V115H224ZM5 114V113H4ZM3 114V115H4ZM25 114V113H24ZM45 114V113H44ZM46 114H48V113H46ZM53 114V113H52ZM54 114H55V112H54ZM68 114V113H67ZM66 114V115H67ZM115 114V115H114ZM118 114H120V115H118ZM136 114H138V116L136 115ZM149 114V115H150ZM159 114H161V113H159ZM166 114V113H165ZM168 115L170 114V113H167ZM14 113H13V115H12V117L14 118ZM17 115V114H16ZM15 115V116H16ZM32 115V114H31ZM40 115H42V114H40ZM64 115H65V113H64ZM88 115H90V114H88ZM108 115H106V116H108ZM158 115V114H157ZM1 116V115H0ZM27 116V115H26ZM25 116V117H26ZM30 116V115H29ZM28 116V117H29ZM34 116H35V114H34ZM43 116V115H42ZM44 116H46V115H44ZM49 116V115H48ZM68 116H69V114H68ZM93 116V115H92ZM92 116H91V118H92ZM94 116H96V115H94ZM99 116L97 115V117H96V119H98L99 118ZM159 116V115H158ZM163 116H165V115H163ZM171 116V115H170ZM197 116V115H196ZM195 116V117H196ZM19 117V116H18ZM17 117V118H18ZM21 117H22V120H20V121H23V123L21 124L22 125V129H20V131L22 130H24L23 131V133H25V128H24V123H25V121H27V119L24 117V115L22 114L21 115ZM59 117V116H58ZM70 117V116H69ZM72 117V116H71ZM125 117H128V118H125ZM147 117V118H146ZM153 117V116H152ZM182 117V116H181ZM180 117V118H181ZM11 118V117H10ZM55 118V117H54ZM63 118V117H62ZM65 118V117H64ZM73 118V117H72ZM80 119H81V117H79ZM83 118V117H82ZM90 118V117H89ZM94 118V117H93ZM109 118V117H108ZM108 118H106L107 120H108ZM141 118H143V120H141ZM159 118H161L160 116H159ZM165 118V117H164ZM168 118H170V117H168ZM173 118V117H172ZM2 119H3V117H2ZM15 119V118H14ZM21 119V118H20ZM46 119V118H45ZM58 119V118H57ZM74 119V118H73ZM73 119H69V120H73ZM4 120V119H3ZM2 120V121H3ZM9 120V119H8ZM7 120V123L9 122L10 123V121H8ZM25 120V121H24ZM37 120H38V118H37ZM54 120V119H53ZM62 120H64V119H62ZM78 120V119H77ZM112 120V119H111ZM153 120V119H152ZM160 120V119H159ZM168 120V119H167ZM13 121V120H12ZM47 121V120H46ZM52 121V120H51ZM55 121V120H54ZM74 121V120H73ZM80 121V120H79ZM84 121V120H83ZM82 121V122H83ZM87 121V120H86ZM113 121H115V120H113ZM112 121V122H113ZM162 121L163 122H165L163 119H162ZM161 121V122H162ZM172 121H174V120H172ZM56 122V121H55ZM60 123V121H58L57 120V123ZM70 122V121H69ZM75 122H76V120H75ZM118 121H116V123H117ZM125 122H128V123H130V125L128 124V125H126L127 123H125ZM1 123V122H0ZM21 123V122H20ZM45 123V122H44ZM47 123V122H46ZM52 123H54V122H52ZM62 123H64V122H62ZM71 123H72V121H71ZM102 123V122H101ZM108 123H110V122H108ZM115 123V122H114ZM113 123V124H114ZM132 123V124H131ZM145 123V122H144ZM152 123V122H151ZM173 123V122H172ZM14 124V123H13ZM70 124V123H69ZM75 125H76V123H74ZM74 124H72V125H74ZM81 124V123H80ZM84 124V123H83ZM89 124V123H88ZM96 124H97V122H96ZM211 124H215V128L213 129V132H212V130H208L207 132H206V134L205 133H203V134H205L204 136L203 135H201V133L202 132H200V129H203L204 130V128H206V127H208V128H211L210 127V125ZM9 125V124H8ZM15 125V124H14ZM18 125H19V123H18ZM17 125V126H18ZM26 125H27V123H26ZM45 125V124H44ZM51 125V124H50ZM65 125V124H64ZM110 125V124H109ZM125 125V126H124ZM133 125V126H132ZM142 125V124H141ZM173 125V124H172ZM1 126V125H0ZM10 126V125H9ZM8 126V127H9ZM17 126H16V128H17ZM29 126V125H28ZM33 126V125H32ZM40 126H42V125H40ZM59 126V124L57 125V127ZM99 126H100V124H99ZM102 126V125H101ZM112 126V125H111ZM126 126H128V127H130V128H128V129H125L126 131H128V132H125V130H124V127H126ZM162 126V125H161ZM174 126V125H173ZM13 127H15V126H13ZM26 127V126H25ZM43 127V126H42ZM48 127H50V126H48ZM81 127V126H80ZM92 127V126H91ZM109 127V126H108ZM119 127V128H118ZM141 127V128H140ZM163 127H164V125H163ZM3 128V127H2ZM21 128V127H20ZM65 128H66V126H65ZM64 127H63V129H65ZM77 128V127H76ZM75 128V129H76ZM94 128V127H93ZM101 128H103V127H101ZM164 128H167V127H164ZM172 128V127H171ZM12 129V128H11ZM30 129V128H29ZM41 129V128H40ZM47 129V128H46ZM53 129V128H52ZM67 129V130H66ZM65 130H64V132H66L67 131V134L65 133V134H63L62 133V131L63 130H60L61 131V137H60V135H58V137L59 138H57L56 137V135H57V131H59V130H56V132L54 133V135H52V138H51V136L49 135V134H51V133H53V131L54 130H52L49 134H48V136H47V133H45L46 135L45 136H47V137H45V136H43V137H45V138H47V139H44V140H42L39 136V140H40V149L38 148L37 149V151L35 150V148H34V150L35 151H33L32 149V151L34 152V153H37L39 150H40V154L42 155L43 154V156L45 155V157H44V160L46 159V155H48V158H49V163L51 164L52 162H53V160H54V158L52 157H50L51 155L52 156H54V154H55V157L56 156H60L61 154H62V157L60 156L59 157V159L60 158H62V160L60 159V161H62V162H60L61 163V165L64 163V161L65 162H67V163H65V165L67 164H69L68 166L69 167H71V168H69L70 170H68V166H65V169H64V167H63V169H64V174L66 173L65 171H68V173H69V171H72V172H70V174H72L73 172H76V171H79V170H77V169H81L82 167L84 168V166L85 167H87L88 165H90V166H88V167H90V169H93L94 170V168H98L97 170H99V168L101 167H103V166H105L106 165V163H103V166H101L102 165V158L103 157H101L102 156V152H100V154H101V156L100 155H96L97 153V151L96 152H92V150L90 151V150H87V149H85L84 148V146L86 147V144L87 143H84V141L86 140V141H88L89 143H91L92 141L89 139L91 136L89 135V134H84V136H86L87 137V135H88V137H87V139H86V137H84V136H82V134H81V136L79 137V135H78V138L77 137H74L77 133H75V135L74 134H72V133H68V129L69 128H66ZM74 128H73V130H75ZM88 129V128H87ZM95 129H97V127L95 128ZM110 129V128H109ZM143 129V130H142ZM173 129V128H172ZM176 129V128H175ZM207 129V128H206ZM205 129V130H206ZM13 130H15V129H13ZM18 130H19V128H18ZM70 130V129H69ZM77 130H79V129H77ZM9 131H11V130H9ZM21 131V132H22ZM48 131V130H47ZM59 131V132H60ZM70 131H72V130H70ZM69 131V132H70ZM100 131H102V130H100ZM3 132V131H2ZM12 132V131H11ZM11 132H10V135H11ZM21 132H20V134H21ZM39 132H40V130H39ZM41 132H43V131H41ZM49 132V131H48ZM58 132V134H60ZM77 132V131H76ZM81 132V131H80ZM79 132V133H80ZM91 132V131H90ZM95 132H97L98 133V131H95ZM125 132V133H124ZM163 131H161V133H162ZM13 133V132H12ZM15 133H17L16 132V130H15ZM22 133V134H23ZM85 133V132H84ZM93 133V132H92ZM92 133H90L91 135H92ZM151 133H153V134H151ZM223 133V131L221 132V134ZM5 134V133H4ZM3 134V135H4ZM8 136H9V134L8 133H6ZM69 134H71V136L73 137V139L75 138H77V140H78V143H69V141H72V140H70L69 138L71 137ZM107 134V133H106ZM105 134V135H106ZM163 134H165V133H163ZM213 134V136H211ZM220 134V135H221ZM2 135V134H1ZM13 135H15V134H13ZM101 135V134H100ZM103 135H104V133H103ZM111 135V134H110ZM165 135H167L168 136V133L167 134H165ZM218 135V134H217ZM19 136V135H18ZM21 136V135H20ZM49 136H50V138H49ZM70 136V137H69ZM97 136V135H96ZM114 136H115V132H114ZM115 136V138H117ZM153 136H155V137H153ZM159 136V135H158ZM167 136H164V137H167ZM172 136V135H171ZM236 136H234V137H236ZM1 137H3V136H1ZM4 137L6 138V135H4ZM14 137V136H13ZM12 136H11V138H13ZM72 137H71V139H72ZM95 137V136H94ZM164 137H163V139H164ZM219 137V136H218ZM217 137V138H218ZM4 138V139H5ZM37 138V137H36ZM36 138H35V140H36ZM82 138L83 139H85L84 141L82 140ZM93 138V137H92ZM91 138V139H92ZM99 138H101V137H99ZM102 138H103V136H102ZM101 138V139H102ZM113 138V137H112ZM114 138V139H115ZM160 138L162 139V134H161V136H160ZM224 138V137H223ZM247 138V137H246ZM8 139H10V137L8 138ZM38 139V138H37ZM62 139H65L66 140V143L65 144H63V142L61 143V140ZM93 139H95V138H93ZM105 139V138H104ZM109 139V138H108ZM123 139H120L121 140V142H122V140ZM156 139L158 140V142L156 141ZM249 138H247V140H248ZM1 140V139H0ZM6 140V139H5ZM15 140H16V137H15ZM64 140V141H65ZM69 140V141H68ZM96 140H98V139H96ZM95 140V141H96ZM110 140V139H109ZM108 140V141H109ZM116 140H118V139H116ZM123 140V141H124ZM166 140H167V138H166ZM41 141H45V142H42L41 143ZM74 141V140H73ZM85 141V142H86ZM91 141V142H90ZM227 141V140H226ZM15 142H17V141H15ZM25 142V141H24ZM37 142V141H36ZM35 142V143H36ZM60 142V143H59ZM74 142H76V140L74 141ZM93 142H94V140H93ZM98 142V141H97ZM121 142H119V143H121ZM170 142V141H169ZM223 142H225V141H223ZM6 143H8L7 142V140H6ZM18 143V142H17ZM37 143H39V142H37ZM68 143H69V147L70 148H66L65 146H68ZM83 143L85 144L84 146H83ZM87 144V145H90V144ZM101 143H102V141H101ZM108 143V142H107ZM110 143H112V142H110ZM116 143H118V142H116ZM124 143H125V141H124ZM162 143V142H161ZM160 143V144H161ZM179 143V144H180ZM216 143V142H215ZM19 144H21V143H19ZM18 144V145H19ZM31 144V143H30ZM34 144V143H33ZM59 144H62V145H64V146H62V147H65V148H62ZM67 144V145H66ZM72 145V148H71V145ZM104 144H105V142H104ZM171 144V143H170ZM192 144V143H191ZM4 145V144H3ZM7 145V144H6ZM10 145H11V143H10ZM15 145V144H14ZM24 145V144H23ZM38 145V146H39ZM75 147H74V146ZM92 145V144H91ZM94 145V144H93ZM101 145V144H100ZM114 145V144H113ZM130 145H131V147H130ZM134 145V146H133ZM218 145V144H217ZM29 146V145H28ZM35 145H33V147H34ZM37 145L35 146V147H38ZM61 148H60V147ZM95 146V145H94ZM101 146H104V145H101ZM133 146V147H132ZM194 146V145H193ZM219 146V145H218ZM217 146V147H218ZM18 147V146H17ZM32 147V148H33ZM74 147V148H73ZM89 147V146H88ZM99 147V146H98ZM106 147H108L107 145H106ZM111 147V146H110ZM122 148H123V146H121ZM175 147V146H174ZM214 147V146H213ZM212 147V148H213ZM216 147V146H215ZM221 147H223V146H221ZM221 147H219V148H221ZM12 148V147H11ZM25 148V147H24ZM87 148V147H86ZM96 148H97V144H96ZM100 148V147H99ZM103 148V147H102ZM120 148V147H119ZM118 148V149H119ZM136 148V149H135ZM169 148V147H168ZM177 148V147H176ZM227 148L229 149V147L227 146ZM21 149V148H20ZM30 149V147L28 148V150ZM88 149H93L92 148V146H91V148L89 147ZM104 149V148H103ZM107 149V148H106ZM105 149V150H106ZM125 149H127V148H125ZM124 149V150H125ZM135 149V150H134ZM10 150V149H9ZM8 150V151H9ZM13 150H15V149H13ZM18 150V149H17ZM24 150V149H23ZM27 150V149H26ZM25 150V151H26ZM30 150V151H31ZM96 150V149H95ZM112 150V149H111ZM114 150V149H113ZM116 150V149H115ZM159 150V149H158ZM169 150V149H168ZM209 150V149H208ZM220 150V149H219ZM224 150H226V149H224ZM1 152H2V150H0ZM7 151V152H8ZM12 151V150H11ZM24 151V152H25ZM30 151H26L27 153H28V155L27 154H25L24 152V154L26 155V157H23V155H19V156H22V157H20L21 159H23L24 160V158L26 159L27 158V156H28V158H30V157H32V159H33V155H32V151L30 152ZM101 151V150H100ZM110 150H109V148H108V151L106 150V152H109ZM163 151H165V150H163ZM184 151V150H183ZM214 151V150H213ZM5 152V151H4ZM13 152V151H12ZM16 153H19L18 151H15ZM29 152L31 153V154H29ZM99 152V151H98ZM105 152V153H106ZM113 152L114 151H112V153H111V155H110V153L108 154H104V151H103V155H104V157H106L108 160L111 158L112 159V157H110V156H112V154H113ZM186 152V151H185ZM221 152V151H220ZM6 153V152H5ZM10 153V152H9ZM16 153H14V154H16ZM39 153V152H38ZM59 153H61V154H59ZM118 153H120L119 151H118ZM189 153V152H188ZM202 153V152H201ZM200 153V154H201ZM225 154H228V153H226V152H224ZM257 153H260V152H257ZM21 154V153H20ZM40 154H38V155H40ZM57 154H59V155H57ZM114 154H115V152H114ZM121 154V153H120ZM122 154H125V152L123 153L122 152ZM121 154V155H122ZM132 154V155H131ZM164 154V153H163ZM185 154V153H184ZM198 154V153H197ZM197 154H195V155H197ZM203 154V153H202ZM216 154V153H215ZM30 155V156H29ZM32 155V156H31ZM37 155V156H38ZM50 155V156H49ZM65 155H66V157H65ZM109 155V156H108ZM161 155H162V153H161ZM171 155V154H170ZM206 155V154H205ZM210 155H211V153H210ZM15 156V155H14ZM36 155H35V157H34V160H35V158L37 157ZM109 158H108V157ZM125 156H127L128 157V155H125ZM160 156V155H159ZM223 156V155H222ZM11 157H13V156H11ZM39 157V158H38ZM36 159L39 161V160H42L41 158L42 157H40V156H38ZM100 157V158H99ZM114 157H115V155H113V159H114ZM117 157V156H116ZM115 157V159H117ZM127 157H125V158H123L124 159V163H126V160L125 159H128L129 161H128V163L130 164L131 163V160L129 159V157L127 158ZM155 157V156H154ZM162 157H163V155H162ZM164 157H166V156H164ZM170 157H173V156H170ZM178 157V156H177ZM199 157V156H198ZM16 157H13V164L10 162V161H12V160H9V162H8V166L9 165H15L16 163V161H14V159H15ZM20 158H18V160L20 159ZM167 158H169V157H167ZM181 158V157H180ZM200 158V157H199ZM218 158V157H217ZM221 158H223V157H221ZM224 158H227V157H224ZM8 159H12V158H10V157H8ZM51 159H53V160H51ZM65 159V160H64ZM110 159V160H111ZM112 159V160H113ZM119 159H121L120 157H119ZM162 159V158H161ZM169 159H171V158H169ZM185 159V158H184ZM204 159V158H203ZM210 159V158H209ZM208 159V160H209ZM229 159V158H228ZM3 160V159H2ZM16 160H17V158H16ZM27 160V159H26ZM33 160V163H31V161H30V164H34V166H36L37 167V165L39 164V165H41V168H43V170L38 166V168L36 169V167H34V166H31V165H29V162H28V164H27V162L25 163V164H21L20 163V165H25V168L23 167V166H20V167H18V168H20V169H22V167L24 168V169H26V167H31V168H28L29 169V172H30V169L31 170H34V169H36L37 171H40V173H44V172H46L47 170L46 169H49L50 168V166H52V164L51 165H49L48 163H47V159H46V161H44V160H42L40 163H36L35 161ZM55 160H57V159H55ZM64 160V161H63ZM106 161V162H108L107 163V165L109 164V161ZM111 160V161H112ZM152 160H154V159H152ZM156 160H158V161H160V157H159V159L157 158V159H155V161ZM205 160V159H204ZM20 161H22V160H20ZM58 161V160H57ZM104 161V160H103ZM158 161H157V163H158ZM166 161V160H165ZM217 161H219V160H217ZM224 161H226V160H224ZM228 162H229V160H227ZM18 162V161H17ZM23 162V161H22ZM163 162H164V160H163ZM173 162V161H172ZM0 163H1V161H0ZM2 163H4V164H2V165H5L6 163L5 162H2ZM15 163V164H14ZM54 163H56V162H53V164ZM58 163V162H57ZM112 163V162H111ZM124 163H121L120 164V161L118 162V166H120V168H117L118 166H116V168L118 169V171H119V169H121V171H125V172H127V171H129L127 168L129 167V164L128 163H126V164H128L127 166L126 165H124ZM153 163V161L151 162V163H149V165L150 164H152ZM157 163H153V164H156V166H157ZM160 163V162H159ZM178 163V162H177ZM225 163V162H224ZM48 164V165H47ZM86 164H88V165H86ZM105 164V165H104ZM113 164V163H112ZM111 164V165H112ZM115 164V163H114ZM120 164V165H119ZM17 165H18V163H17ZM17 165H16V167H17ZM29 165V166H28ZM55 165V164H54ZM56 165H58V164H56ZM81 166V168H77V169H75V167H73V166ZM84 165V166H83ZM116 165V164H115ZM123 165V166H122ZM159 165H161L163 168H164V166L162 165V164H159ZM170 165V164H169ZM171 165H174V164H171ZM1 166V165H0ZM19 166V165H18ZM43 166V167H42ZM60 166V165H59ZM109 166V165H108ZM122 166V167H121ZM150 166H153V165H150ZM150 166H147V167H150ZM3 167V166H2ZM1 167V168H2ZM34 167V168H33ZM49 167V168H48ZM53 167V166H52ZM57 167V166H56ZM55 167V168H56ZM87 167V168H88ZM93 167V168H92ZM115 167V166H114ZM127 167V168H126ZM167 167V166H166ZM6 168H7V166H6ZM8 168H10V167H8ZM8 168H7V170H8ZM12 168V167H11ZM33 168V169H32ZM40 168V169H39ZM62 168V167H61ZM61 168H59V170L61 169ZM72 168H74L75 169V171H73V170H71ZM130 168V167H129ZM12 169H14V168H12ZM39 169V170H38ZM54 169V168H53ZM53 169H51V170H53ZM57 170H58V167L56 168ZM67 169V170H66ZM110 169H111V167H110ZM115 169V168H114ZM126 169V170H125ZM5 170V172H6V169H4ZM3 170V171H4ZM17 171H18V169H16ZM42 170V171H41ZM45 170V171H44ZM62 170V169H61ZM83 169H81V171H82ZM86 170V169H85ZM89 170V169H88ZM96 170V169H95ZM105 170V169H104ZM104 170H102L103 172H104ZM108 170V169H107ZM150 170H151V168H150ZM13 171V170H12ZM20 171V170H19ZM26 171V170H25ZM25 171H23V172H25ZM35 171V170H34ZM54 171V170H53ZM101 171V172H102ZM113 170H111V172H112ZM144 171V172H143ZM148 171H149V169H148ZM9 172H11V170L9 171H7V173H9ZM36 172V171H35ZM52 172V171H51ZM62 172V171H61ZM84 172V171H83ZM83 172H82V174H83ZM93 172V171H92ZM97 172V171H96ZM95 172V173H96ZM101 172H100V174H101ZM143 172V173H142ZM13 174L14 173H17L18 174V172H16V171H14V172H12ZM11 173V174H12ZM21 173V172H20ZM32 173V172H31ZM47 173H50L49 172V170L47 171ZM47 173H45V175H44V179L45 178H47L46 180H52V178H54V175H52L53 173H50L49 175L47 174ZM55 173H57V171L55 172ZM94 173V172H93ZM95 173H94V176H96L95 175ZM110 173V172H109ZM113 173V172H112ZM111 173V174H112ZM118 173V172H117ZM121 173V172H120ZM131 173V172H130ZM12 174V175H13ZM59 173H57L56 175H58ZM67 174V173H66ZM74 174L76 175L77 173H73V175L72 176H74ZM80 174H81V172H80ZM115 174H116V170H115ZM132 175L133 174H135V172H132L131 173ZM20 175V174H19ZM18 175V176H19ZM38 175H40V174H38ZM43 175V174H42ZM47 175V176H46ZM52 176V178L51 179H49L50 177L49 176ZM78 175V174H77ZM76 175V176H77ZM98 175H99V173H98ZM103 175V174H102ZM114 175V174H113ZM118 175H120V174H118ZM1 176H4V174L3 175H1ZM7 176V175H6ZM14 176H16V175H14ZM37 176V175H36ZM46 176V177H45ZM59 176H61V175H58V177ZM67 176V175H66ZM69 176H71V175H69ZM129 178L131 177L130 176V174L129 175H127ZM135 176V175H134ZM134 176H133V178H134ZM17 177V176H16ZM39 177V176H38ZM37 177V178H38ZM63 176H61L60 178H62ZM80 177V176H79ZM81 177H82V175H81ZM81 177H80V180H81ZM91 176H89V178H90ZM92 177H93V174H92ZM91 177V178H92ZM121 177H124V176H121ZM6 178V177H5ZM9 178L11 179L12 177H10L9 176ZM8 178V179H9ZM13 178H15V177H13ZM41 178H43L42 176H41ZM77 178V177H76ZM88 178V179H89ZM95 178V177H94ZM93 178V179H94ZM126 178V177H125ZM142 178H141V180H142ZM146 178H148V177H146ZM1 179H2V177H1ZM1 179H0V181H1ZM39 179V178H38ZM59 179V178H58ZM57 179V180H58ZM67 179V178H66ZM70 179V178H69ZM78 179V180H77ZM76 180L75 179H73V180H75V182L76 181H79V178H77ZM84 179H87V177L86 178H84ZM87 179V180H88ZM96 179V178H95ZM94 179V180H95ZM128 179V178H127ZM136 179H139L138 177H137V175H136ZM144 179V178H143ZM3 180V179H2ZM12 180V179H11ZM40 180V179H39ZM43 180V179H42ZM55 180H56V178H55ZM63 180V179H62ZM86 180V181H87ZM4 181V180H3ZM3 181H1V182H3ZM6 181V180H5ZM4 181V182H5ZM8 181V180H7ZM35 181H36V179H35ZM53 181V180H52ZM68 181V180H67ZM86 181H84V183L86 182ZM92 181V180H91ZM126 181H128L129 182V180H126ZM136 181V180H135ZM139 181V180H138ZM0 182V183H1ZM40 182V181H39ZM43 182V181H42ZM42 182H40V183H42ZM51 182V181H50ZM55 182V181H54ZM54 182H51V187L52 186H54V185H52ZM64 182H66V181H64ZM71 182H72V180H71ZM80 182H82V180L80 181ZM132 182V181H131ZM141 183L142 182H145V181H140ZM252 182V181H251ZM7 183V182H6ZM44 183V182H43ZM42 183V184H43ZM48 183H49V181H48ZM58 183V182H57ZM56 182H55V185L57 184ZM74 183V182H73ZM87 183V182H86ZM95 183V182H94ZM134 183V182H133ZM137 183H139V182H137ZM136 183V184H137ZM4 184V183H3ZM37 185H38V183H36ZM61 184H62V181H61ZM77 184H79V183H77ZM82 184V183H81ZM91 184V183H90ZM5 185V184H4ZM6 185H8V184H6ZM5 185V186H6ZM41 185V184H40ZM39 185V186H40ZM45 185H47V181L45 182ZM45 185H42L43 187H42V189L45 187ZM73 185V187L75 186L74 184H72ZM87 185H88V183H87ZM93 185V184H92ZM48 186V185H47ZM60 186H62V185H60ZM66 186L68 187V185L66 184ZM79 186V185H78ZM84 186V185H83ZM91 186V185H90ZM1 187V186H0ZM50 187V189H52ZM56 187H59V185H57ZM70 187V186H69ZM46 188H48V187H46ZM55 188V187H54ZM62 189H63V195H65V187L63 188V187H61ZM60 188V189H61ZM70 188H72V186L70 187ZM79 188V187H78ZM85 187H83V188H81L82 190L84 189ZM91 188H93V187H91ZM90 188V189H91ZM154 188H157V187H154ZM259 188H261V187H259ZM264 188V187H263ZM263 188H261V189H263ZM39 189V188H38ZM41 189V190H42ZM72 189H74V188H72ZM148 189H150L149 187H148ZM151 189H153V187L151 188ZM150 189V190H151ZM70 190V189H69ZM77 190V189H76ZM80 190V189H79ZM155 190V189H154ZM46 191V190H45ZM57 191H59V190H57ZM61 191H59V192H61ZM85 191V190H84ZM84 191H83V193H84ZM87 191H89V188H88V190ZM157 191H158V188H157ZM69 192V191H68ZM67 192V193H68ZM73 192H74V190H73ZM77 192H78V190H77ZM86 192V191H85ZM90 192V191H89ZM153 192H155V191H153ZM43 193H44V191H43ZM67 193H66V195L65 196H67ZM83 193H80V194H83ZM88 193V192H87ZM87 193H84V194H86V195H81L83 198L85 197V196H87ZM71 194H72V192H71ZM71 194H69V195H71ZM76 194V193H75ZM75 194H73V195H71V197H73ZM154 194V193H153ZM157 194V193H156ZM43 195H45V194H43ZM68 195V196H69ZM91 195H92V192H91ZM150 195V194H149ZM68 196H67V198H68ZM78 196V195H77ZM93 196V195H92ZM91 196V197H92ZM70 197V196H69ZM70 197V198H71ZM26 198V197H25ZM29 198V197H28ZM66 198V197H65ZM66 198V199H67ZM78 198V197H77ZM77 198L76 199H73V200H76L77 201ZM81 198V197H80ZM87 199L89 198V194H88V196L86 197ZM129 198H130V196H129ZM128 198V199H129ZM150 198V197H149ZM152 198V197H151ZM50 199V198H49ZM59 199H62V198H60L59 197ZM69 199V198H68ZM31 200V199H30ZM89 200V199H88ZM93 199H91V201H92ZM151 200V199H150ZM32 201V200H31ZM58 201H60V200H58ZM61 201H64V200H61ZM70 201H71V199H70ZM129 201H131V199H129ZM1 202V201H0ZM78 202V201H77ZM104 202V201H103ZM25 203H27V201L25 202ZM28 205H29V207H30V205H32L31 204V202H29L28 201ZM60 203V202H59ZM67 203L69 204V203H72V204H74V202H67V201H65V203H63L64 205H67ZM95 203V202H94ZM132 203H133V200H132V202H131V205H132ZM35 205H36V203H34ZM33 204V205H34ZM63 204L61 203V209H62V206H63ZM76 204V203H75ZM93 204V203H92ZM91 204V205H92ZM103 204H105V203H102L101 204V206H104ZM27 205V204H26ZM94 205V204H93ZM92 205V206H93ZM133 205H135V204H133ZM132 205V206H133ZM36 206H38V205H36ZM35 206V207H36ZM12 207V206H11ZM32 207H34V206H32ZM34 207V208H35ZM39 207V206H38ZM27 208V207H26ZM40 208H41V206H40ZM44 208V207H43ZM59 208V207H58ZM59 208V209H60ZM28 209V208H27ZM38 210L37 211H41V209L39 210V208H37ZM45 209H46V207H45ZM99 209V208H98ZM110 211V210H109ZM34 212V211H33ZM41 212H43V213H47L48 211L46 210V211H44V209H42V211ZM34 213H36V212H34ZM43 213H41V214H43ZM55 213V212H54ZM58 213V212H57ZM107 213V212H106ZM108 214V213H107ZM44 215H46V214H44ZM49 215V214H48ZM47 215V216H48ZM107 216V215H106ZM40 217V216H39ZM79 217V216H78ZM104 217V216H103ZM107 217H109V215L107 216ZM76 218V217H75ZM80 218V217H79ZM120 218H121V216H120ZM119 218V219H120ZM125 218V217H124ZM48 219V218H47ZM46 219V220H47ZM72 219H74V218H72ZM76 219H78V218H76ZM114 220L115 219H117V218H113ZM127 220H125V221H128V218H126ZM149 219H151V218H149ZM66 220V219H65ZM64 220V221H65ZM68 220V219H67ZM70 220V219H69ZM80 220V219H79ZM105 221H108V219H104ZM103 220V221H104ZM121 220H124V219H122L121 218ZM139 220V219H138ZM148 220V219H147ZM258 220V219H257ZM54 221V220H53ZM75 221V220H74ZM83 221H85V220H83ZM82 221V222H83ZM118 221V220H117ZM144 221V220H143ZM158 221V220H157ZM156 221V222H157ZM256 220H254V222H255ZM70 222V221H69ZM77 222H79V221H77ZM76 222V223H77ZM87 222V221H86ZM101 222H102V220H101ZM109 222H110V224H109V226L110 225H113V221L111 222V220H109ZM108 222V223H109ZM115 222V221H114ZM120 222V221H119ZM138 222H140V221H138ZM149 222V221H148ZM148 222H146V223H148ZM174 222V221H173ZM259 222H262V221H258L257 223H259ZM39 223V222H38ZM62 223V222H61ZM64 224H65V222H63ZM62 223V224H63ZM93 223V222H92ZM103 223V222H102ZM106 222H104L103 224H105ZM116 223H118V222H116ZM126 223V222H125ZM137 223V222H136ZM153 223V222H152ZM152 223H149V224H147V225H145V223L143 222V223H141V224H144L145 226H141L140 228H137V227H134V229H133V227L131 228V227H129V229H127L126 227H127V225L125 226L124 225V227H125V229H124V231L122 232L123 234L122 235H120L119 233H121V232H119V233H116L115 235H117V236H122V237H119L117 240H119L118 242H119V244L117 243V245H118V249H119V246L122 244L123 246H124V244H126L127 246V248H125V250H128V251H125V252H128V255L126 254V256H128V257H131V258H135V263L134 264H169V263H171V262H173V263H175V264H264V241H255L254 243H256V242H259L258 244H254V250L253 249H250L251 248V246H253L252 245V243H250L249 241H251V242H253L251 239L250 240H247V242H244L243 241V243H247V244H242V243H236L237 241H235V243L233 242V241H230V239H229V242H223V243H219V241H216V240H214V238H212V239H208L206 236H202V237H199V236H201L202 234H200V235H198V237L195 239V240H193V241H191L190 240V242H188L187 243V241H186V243H185V241L184 242H178V243H176L175 245L173 244V245H170V244H167V239H168V237H169V235L168 234H161L162 232L160 231V229L158 228V227H155V226H153L152 225ZM176 223V222H175ZM51 224H53V222L51 223ZM55 224V223H54ZM53 224V225H54ZM72 224H74L75 225V222L74 223H72ZM78 224H80V223H78ZM83 224V223H82ZM81 224V225H82ZM87 224V223H86ZM99 224H101V223H99ZM107 224V223H106ZM124 224V223H123ZM140 224V225H141ZM158 224V223H157ZM167 224V223H166ZM263 224V223H262ZM16 226L14 227V228H16V227H18L17 226V223L15 224ZM43 225V224H42ZM81 225H78L77 226V224L74 226V229H76V231L74 230L73 232L75 233V235H73L74 237H72V239H71V237H69L67 234H71V233H69L70 232V230H69V232L68 233H66L67 231H65V230H62L63 228H64V226H63V228H62V225H61V230L64 232V235H65V237L67 238V239H65V241L64 242H61L62 244L63 243H65L66 242V246H64V244H63V249H64V247H66L67 248V252L66 253H64V255H70L71 257L72 256H74L73 258H75L76 257V259L78 260V261H80V262H83V264L84 263H88V264H109L108 262H109V258L111 257H109V258H107V254H105V252H108V250L107 251H102V250H104V249H102L101 250V248H99V246L97 245V243L100 241H98L97 243H96V238L95 237H91V236H93V235H91V233L90 234H88L87 232H85L86 234H88V235H91V236H88V235H86L84 232H83V230L82 229H84V228H82V229H80L81 227H83V226H81ZM85 225V224H84ZM88 225H90V224H88ZM108 225V224H107ZM116 225V224H115ZM137 226H138V223L136 224ZM155 225V224H154ZM251 225V224H250ZM40 226V225H39ZM38 226V227H39ZM58 226H60V225H58ZM71 226V225H70ZM73 226V225H72ZM85 226H87V225H85ZM117 226V225H116ZM128 226H130L129 224H128ZM253 226V225H252ZM251 226V227H252ZM255 226H257V225H255ZM260 226V225H259ZM42 227V226H41ZM43 227H45V225L43 226ZM66 228H68L67 226H65ZM80 227V228H79ZM89 227V226H88ZM95 227V226H94ZM98 227V226H97ZM13 228V229H14ZM19 228V227H18ZM51 228H52V226H51ZM57 228H59V227H57ZM65 228V229H66ZM87 228V227H86ZM103 228H105V227H103ZM115 228V227H114ZM117 228V227H116ZM254 228H256V227H254ZM259 228H261V227H259ZM264 228V227H263ZM20 229V228H19ZM88 229V228H87ZM97 229V228H96ZM110 229H111V227H110ZM110 229L108 230L109 231V233H110ZM112 229H113V227H112ZM120 229V228H119ZM132 229V230H131ZM246 229V228H245ZM252 228H250L248 231L250 232V230H251ZM257 229V228H256ZM15 230H17V229H15ZM53 230H55L54 228H53ZM52 230V231H53ZM61 230H60V232H61ZM68 230V229H67ZM164 230V229H163ZM214 230V229H213ZM244 230V229H243ZM262 230H264V229H262ZM21 231V230H20ZM85 231H86V229H85ZM98 231V230H97ZM103 231V230H102ZM102 231H100V232H102ZM118 231H121V230H118ZM252 231H253V229H252ZM56 232V231H55ZM58 232V231H57ZM56 232V234H58ZM59 232V233H60ZM95 232V231H94ZM115 232V231H114ZM164 232V231H163ZM168 232H170V231H168ZM167 232V233H168ZM193 232H196V231H194L193 230ZM211 232H213V231H211ZM224 232V231H223ZM226 232V231H225ZM245 232V231H244ZM258 232H260V230L258 231ZM17 233H18V231H17ZM22 233L23 232H21V235L19 236L20 238L22 237ZM74 233H72V234H74ZM98 233V232H97ZM255 233V232H254ZM18 234H20V232L18 233ZM55 234V233H54ZM96 234V233H95ZM112 234V233H111ZM250 234V233H249ZM253 234V233H252ZM258 234H260V233H258ZM261 234H263V231L261 232ZM99 235H101V234H99ZM114 235V234H113ZM114 235V236H115ZM187 235V234H186ZM209 236H210V234H208ZM221 235V234H220ZM226 235V234H225ZM253 235H255V234H253ZM252 235V236H253ZM58 236V235H57ZM62 236H63V233H62ZM103 235H101V237L100 236H98V237H100V238H102V240H103V237H102ZM117 236H115V237H117ZM216 236V235H215ZM256 236H258V235H256ZM64 237V236H63ZM110 237H112L113 238V236H110ZM171 237V236H170ZM191 237V236H190ZM210 237H212V236H210ZM226 237H228V236H226ZM234 237V236H233ZM241 237V236H240ZM260 237H262V236H260ZM19 238V239H20ZM54 238V237H53ZM57 238V237H56ZM180 238V237H179ZM193 238V237H192ZM217 238V237H216ZM239 238V237H238ZM264 238V237H263ZM95 239V240H94ZM182 239V238H181ZM187 239V238H186ZM58 240V239H57ZM62 240V238L60 239V241ZM105 240H106V237H105ZM114 240V242H116L117 240H115V239H113ZM189 240V239H188ZM233 240V239H232ZM246 240V239H245ZM22 241V240H21ZM54 241V240H53ZM107 241V240H106ZM108 241H110V240H108ZM112 241V240H111ZM120 241H121V243H120ZM103 242H105L104 240H103ZM177 242V241H176ZM52 243V242H51ZM54 243H55V241H54ZM53 243V245H54V247L57 245H55ZM57 243H59V242H57ZM107 243V242H106ZM108 243H112V242H108ZM175 243V242H174ZM99 244V243H98ZM52 245V246H53ZM256 245V246H255ZM28 246V245H27ZM60 246V245H59ZM62 246V245H61ZM112 246H113V244H112ZM25 247V246H24ZM30 247V246H29ZM108 247H111V246H108ZM28 248V247H27ZM60 248V247H59ZM62 248V247H61ZM66 248H65V250H66ZM21 249V248H20ZM23 249V248H22ZM26 249V248H25ZM29 249V248H28ZM55 249H56V247H55ZM54 249V251H56V250H58V248L55 250ZM111 249V248H110ZM113 249V248H112ZM27 250V249H26ZM32 250V249H31ZM34 250V249H33ZM19 251V250H18ZM24 251V250H23ZM28 251V250H27ZM59 251H60V249H59ZM61 251H62V249H61ZM111 251V250H110ZM20 252V251H19ZM22 252V251H21ZM30 252V251H29ZM28 252V253H29ZM31 252H33V251H31ZM118 252V251H117ZM62 253V252H61ZM113 253V252H112ZM112 253H110V254H112ZM123 253H124V251H123ZM30 254H32V256H33V253H29V255ZM108 254H109V252H108ZM122 254V253H121ZM24 255V254H23ZM22 255V259L24 258V256ZM183 255H186L187 256V259H186V261H184L183 260ZM28 256V255H27ZM32 256L30 255V257L28 256L27 257V259H25L24 261H26V262H28L29 264L30 263H32L33 264V259L34 258H32ZM58 256H61V254L60 255H57V258L56 259H58ZM62 256H63V254H62ZM115 256V255H114ZM185 256V257H186ZM38 257V256H37ZM40 257V256H39ZM123 257V256H122ZM40 258H42V257H40ZM63 258V257H62ZM65 258V257H64ZM68 258V257H67ZM115 258H116V256H115ZM39 259V258H38ZM60 259V258H59ZM70 259H72V258H70ZM113 259H114V257H113ZM123 259V258H122ZM35 260V259H34ZM41 260V259H40ZM66 260V259H65ZM65 260H63V261H65ZM115 260V259H114ZM120 259H118V260H116V261H119ZM127 260V259H126ZM137 260V261H136ZM21 261V260H20ZM32 261V262H31ZM61 261V260H60ZM67 261V260H66ZM69 261V260H68ZM64 262L65 264L66 263H69V262ZM123 261V260H122ZM127 261H129V260H127ZM126 261V262H127ZM130 261H131V259H130ZM35 262V261H34ZM36 262H37V260H36ZM34 263V264H37V263ZM41 262H43V261H41ZM56 262V261H55ZM72 262V261H71ZM70 262V263H71ZM79 262V263H80ZM114 262V261H113ZM24 263V262H23ZM22 262H21V264H23ZM28 263H26V264H28ZM59 263V262H58ZM77 263V261H75V263H73V264H76ZM123 263H125V262H123ZM16 264V263H15ZM20 264V263H19ZM25 264V263H24ZM38 264H40V263H38ZM50 264H52V263H50ZM54 264V263H53ZM60 264V263H59ZM72 264V263H71ZM78 264V263H77Z\"/></svg>",
	"mask_w": 264,
	"mask_h": 264
}]
</instances>
